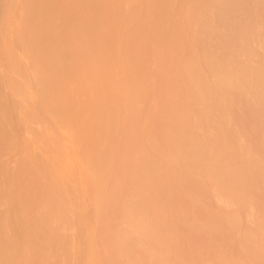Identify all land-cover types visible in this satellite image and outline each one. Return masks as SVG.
<instances>
[{"label": "rangeland", "instance_id": "374dc122", "mask_svg": "<svg viewBox=\"0 0 264 264\" xmlns=\"http://www.w3.org/2000/svg\"><path fill=\"white\" fill-rule=\"evenodd\" d=\"M43 1L41 0H0V80L3 82L2 83L0 81V84H1L0 85V105L4 103L6 106L4 107V105H2L0 107V110H1L0 111V118H1L0 126H2L0 128L2 130V131L0 130V135H1L0 137L2 139L0 140V148H1L0 149L1 151L0 152V164H1L0 165V182H1L0 183V197H1L0 198V264H264V77H262L264 75V20H263L264 16H262V14L264 15V13L262 12V9L264 11V0H250V2L249 0H236L235 2L239 3L235 5L237 7H234L233 3L235 2H231L233 5V6L231 5V7L232 9H236L235 11L236 13L234 12V10H231L229 7L228 9H230L232 12L229 10V12L227 13L226 11L227 8H225L227 6V3L226 5H224L225 3L222 5L223 0L222 2L221 0H218L217 1L218 4L216 0H201L202 2L200 0H173V1L172 0H169V1L168 0H162V1L152 0L153 2L155 1V3H152V1L149 0L152 5L149 4L150 2L148 0H141V1L139 0L140 4H142L141 5L142 7L139 6V4L137 5L139 1H136V0H124V1L121 0L120 3H116V0H103L104 5H102L103 7L100 8V12L102 11V13L106 14V16L108 14L107 16L108 18H105L106 17L105 16L104 18H102V20L100 18L103 17L104 15L103 16L101 15L100 18H95L97 16L99 17V15H92V13H90V11L93 10V8H91V10L90 8L87 9L89 7L87 5L89 0H87L88 1L87 3L82 2L83 0H65V1L58 0L59 2L55 0V2H58L60 6H58V3L57 5L55 3L53 5L52 0H50L51 2L46 1L43 3V6L44 4L46 5L47 3L48 4L46 6H48L49 4H52L53 5L52 7L54 8H52L51 6L50 7L53 9V11L51 8H49V6H48V9H46V7H42L41 5H39V3H37V2H41L40 4H42ZM95 1L91 3L94 4ZM113 1L116 3V5L112 3ZM28 2H29L28 4L29 8L27 6ZM62 2L64 6L61 4ZM126 2L127 3L129 2V3L127 4ZM203 2L204 3L206 2V4L208 5L204 4ZM248 2L249 4H247ZM30 3H31V7H30ZM82 3H83V6L84 4H86L87 8H84L85 6L83 7ZM122 3H126V4L123 5ZM143 3H144V6H143ZM161 3L162 5H160ZM169 3H170V6H169ZM257 3H259V5ZM37 4L41 6L43 9L45 8L46 10H48L47 13L44 11L45 13L43 12L44 13L43 14L42 8L37 9L35 7L36 9H34V6H36ZM93 4L92 6L94 7ZM117 4L119 5V8L122 9L120 10V12L122 13L124 11L122 13L124 15H121V16H124L123 17L124 19H121V17H119L117 14L114 15L112 11L111 13L107 11V9H109L110 6H112L111 8L114 7V9H111V8L110 9L115 11V9L118 8ZM153 4L155 6H153ZM200 4L205 5V6H199ZM97 5L98 4L95 3V6L97 7L95 8L96 11H98V8L101 7L99 6L100 4L98 6ZM145 5H147V8L150 7L149 12L148 10L146 12L147 8ZM137 6L141 8V11L137 10L139 8ZM159 6L163 7L162 8L163 10H161ZM220 6L221 7L225 6L223 7V10L226 9L225 10L226 12L223 13V11H221L222 8ZM238 6L240 7L243 6L241 7L242 9H239L240 11L237 9L239 8ZM60 7H63V8L60 9ZM75 7L78 11H75L76 9L74 10ZM82 7L84 8V10ZM32 8L34 11L32 10ZM65 8L67 9V11ZM119 8H118V12L116 13H119ZM129 8L130 9L132 8L131 11L134 12L133 15L132 13H129V14L126 13L130 11ZM59 9L60 10L63 9L64 12L60 11ZM259 9L260 11H257ZM31 10L34 13H32V16L29 17L26 13L28 14L31 13L32 12ZM35 10H36V13L38 12L39 15H44L43 18L37 15L35 13ZM87 10H89L88 12L91 14L89 18L87 17L88 16L87 15L88 12H86ZM95 10L93 11V14L96 12ZM53 12H55V14ZM144 12L148 13L150 17L148 14H147V17H145L146 14H144ZM237 12L239 13L237 14ZM220 13L222 14V16L223 14L227 13L226 15L228 18H226V15L223 16L225 20L226 19L228 20L230 18H232L233 20V22L232 20L228 22L226 20L225 22L226 25L227 23L232 22V23H229L230 26H232L235 29L239 27L237 28L238 29L237 32H239L240 27H242L239 32L241 35H239V33L237 35V32L234 29H232L234 31L231 30L233 33L232 32L231 33L229 32L230 34L226 33V31L227 32L230 31L232 27H230L229 25H227L229 27H227L226 25H223L224 22L221 23L222 22L221 20L223 19L221 18L222 16H220L221 15ZM23 14L26 17H23L24 16ZM78 14L81 16H79ZM83 14L88 18V19L86 18L87 21L85 20ZM138 14H140V17L142 16L143 18H140ZM228 14L230 15V18ZM35 16L36 17L39 16L40 21L38 19L37 20L35 19L38 23L34 24L35 25L34 26L33 23L36 22L34 20ZM132 16L134 17L132 18ZM160 16H161V19H159ZM248 16H250V18ZM27 17H29L28 18L29 20L32 17L33 19L31 20L32 25L29 24V26H26L28 24L26 22L28 19L26 21L24 19H26ZM92 17L93 19L96 20V22H97V19L101 20L100 23L104 21L102 28H101V25L98 23L100 20L97 22L100 26L96 25L97 29L94 28L96 26L93 23H91V21L93 20L91 19ZM116 17H119V18H116ZM126 17L128 18V20ZM148 17L149 19L146 20ZM262 17L263 19H261ZM218 18L221 20H219ZM49 19L51 21H49ZM109 19L110 21L113 19L112 21H114V23L113 22L111 23ZM115 19L116 21L117 20L118 21L116 22ZM125 19L127 20V22ZM152 19L154 20L152 21ZM23 20L27 23L26 25H24L25 22ZM70 20L71 22H74V26L76 24H77L76 26L79 25L78 26L80 30L79 33L74 32L78 28L76 29L75 28L76 26L72 27L73 23L71 25ZM121 20L124 21L122 22V25L121 23H118L119 21L121 22ZM164 20L166 21L164 22ZM42 21H44L43 22V25L45 24L44 27L42 25ZM75 21L79 23H75ZM108 21L110 23V26H109ZM150 21H152L153 23ZM252 21H253V24H252ZM147 22H150L153 25L152 26L153 28L151 27V24L150 23L147 24ZM218 22H220L221 24ZM80 23L82 25L85 24V26H81ZM90 23L93 24L92 25L94 29L93 34H95L94 32L96 30H97V33L99 32V30H102L104 31V33L102 32L104 35L101 32H99V35L101 34L105 36V38H102L99 36L101 39L100 38L94 39L92 38L93 36L90 37L89 36L91 34L90 33L91 32ZM105 23H106V26L108 24V26L111 28L105 27ZM117 23L120 25L118 26ZM248 23H250L252 27ZM115 24L117 26H115ZM125 24H128V25H125ZM238 24L241 26H239ZM52 25L53 26L56 25L55 26L56 31L59 30L55 33L56 38H54L55 34L53 38L50 37V35H53L52 33L55 32V31L52 32V30H54ZM112 25L113 27L114 26L115 27L113 28ZM242 25L247 27L245 28L246 31L244 30V32H242L244 29ZM38 26H41L42 28L40 29L38 28ZM58 26L59 27L61 26L60 27L61 30L58 29L59 28ZM98 26L101 29L99 28L98 30ZM128 26H131V27H128ZM135 26H137L140 29V31L138 28L136 29ZM47 27H49V31L51 32H49L50 33V35L48 36L49 38L47 37L44 39H48V41L53 39L55 42L59 41L58 44H61L60 46H62V43L64 42L63 46L65 47L69 46L66 48L63 47L65 49L67 48L71 50L72 48L75 49V44L78 41L77 39H79V37L77 36H79L80 33L83 35L82 36L83 38L80 37L79 39L80 41H78L76 44V46L80 48L78 49L76 47L77 49H75V53L73 50L72 52L71 50L67 49V51L69 50L72 52V56L70 55L69 57H66V55L63 56L62 54L63 57H61V55H59L61 53L59 52H60V48L62 47H60L59 45L57 46L60 48L56 46L59 49L58 51H57V48L55 50L53 49L55 52L52 49H51L52 51H50V53L54 52V55L53 53H51L53 56H55L56 54V57H53V59L54 58L59 59V60L57 59L56 60L57 62L59 61L58 63L60 64H57L56 62L55 64L59 66L61 65L60 67L61 68L63 67L64 69H69L70 67H72L71 65H73L76 71L75 69H72V68L71 70L69 69L70 72L72 71V73H70L69 70L68 71L66 70L65 72L64 69L61 71L59 66L55 67L56 72H53L55 70L52 71L51 68H54V67H51L49 63H51L50 61H52L51 64L53 66V61L55 59L53 60L51 58L52 60H50L49 58L51 55L50 53H48L49 57H47V60H46V56L48 55H46L47 52L45 51V49L46 47L50 45L52 46V44L54 45L57 43H54V42L51 43L53 41L52 40L50 41V45L46 46L44 43V41L46 42V40L42 39L44 41L40 40L42 42H39V39H41L40 35H42V33L40 32L39 34L38 30L46 31ZM51 27H52V30H51ZM67 27L70 28L71 31H69ZM169 27H173V28L171 29ZM63 29L64 30L66 29L65 31L68 34L70 33L69 34L70 36L65 31H63ZM111 29L115 31L117 29L116 33L111 32ZM134 29L136 31L137 36L134 35L135 32H132L131 34V31L132 30L134 31ZM81 30L85 32L86 36H84ZM137 30L141 34L137 33ZM148 30H150L151 35ZM45 31H42V32L44 33ZM145 31H147V33ZM212 31H214V33ZM64 33H65L66 38L60 37V36H64ZM166 33L168 34L166 35ZM33 34H36V35L39 34L40 37L38 35L36 37L34 36L32 37ZM128 34L132 38L135 36V39L133 38V41L130 39L132 43L128 42L129 40L128 38H131V37H128ZM228 34L232 36L231 40H229L230 36H228ZM30 35H31V38L33 39L32 40L33 43L32 41L28 42L30 40L29 39ZM110 35L112 38L117 37V36L118 37L114 39L112 38L110 39L108 38L110 37ZM121 35L123 36V38ZM43 36L45 37V33ZM97 36L98 34L95 36V38ZM150 36H152V38ZM88 37H90L89 38L90 40L94 39V42L91 43L92 40L90 41L91 45L93 43L95 44L97 43L96 45L100 46V47H97L95 46V44H93V46L90 47V50L92 49L91 52L94 51V53L93 52L92 54L90 53L91 57L93 56V58H90V60L93 59L92 61L87 59L88 58L87 55L90 56L88 54L90 50L87 46L84 45L86 43L84 39L86 38L87 40ZM37 38H39L37 42H39L40 44L41 43L44 44L45 46V48L43 47L44 49L42 48V44L41 45L38 44L39 46L36 45L35 40ZM106 38L108 41L112 40V42L109 41L108 44H106L107 43L106 41L100 42V40L102 39L106 40ZM167 38L169 39L167 40ZM63 39L66 40V45H64L65 40L63 41ZM116 39H118L119 41ZM235 39L237 40L235 41ZM61 40L62 42L60 43ZM113 40H115V42ZM72 41L74 42L70 43ZM116 41L117 43H119L117 44V46L119 47V50L117 46L114 47V45L116 44ZM121 41L124 44H126V45L124 44L122 45V50L120 46L122 44ZM225 41H229L227 42L228 44L226 43L224 44ZM126 42L128 44L130 43V46L132 45L131 46L132 48L131 47L129 48ZM81 43L83 44L84 47H81ZM110 43H112L113 46L110 45V47H108L107 45H109ZM213 43H214V46L216 45L215 48L213 46ZM78 44H80V46ZM100 44H103V45H100ZM161 44H164V45L160 46ZM123 46L127 49H125ZM54 47L55 45L52 48ZM107 47H108V50L106 51ZM238 47H240L241 49L243 47V49L239 50ZM84 48L86 49L88 48V51H86ZM39 49H41L42 51L44 50L46 53L41 52ZM83 49H84V52H83ZM95 49H99V51L97 52ZM79 50H82V51L79 52ZM85 51H86V55H84ZM118 51H123L124 53L123 52L121 53ZM141 51L144 53L146 51L145 53L146 55L142 53ZM39 52L40 54H38ZM102 52H105L104 53L105 56ZM97 53L101 54L105 58L102 57L101 55L98 56ZM75 54H76V57H78V59L80 58L79 56H81L82 58L84 56V60L82 58L79 59L80 65L77 67H76V64L78 65L77 62L79 60L77 58L75 59ZM106 54H110L111 56L114 54L116 57L119 56V58L125 57L123 61L124 63L127 62L126 65L130 64L128 66H131V69L135 67L134 66L132 68V64L130 61L131 60L130 58L133 56L132 60L133 59L135 60L134 62L132 61V63L133 64L135 63L136 66L139 65L137 69H139L138 74L140 76H138V74L136 75L137 72L135 73L136 76H134L132 73L134 69L131 71L128 66L126 69H123V67L125 68V66L123 65V63L121 64L122 59L120 60L119 58H116L114 55L112 57H110L109 55L108 57H106L107 56ZM143 54L145 57L143 56ZM94 55L96 56L95 59H94ZM220 55H222L223 58ZM73 56H74V60L75 61L77 60L76 63L74 62L73 58L72 60L70 59ZM134 56H137V57L135 58ZM109 57L112 58V60H109L110 59ZM64 58L66 59L63 62L62 59ZM85 59L89 60L90 61L89 63L90 64L93 63V65H88V68H87L88 63L86 62L87 63L86 64L83 62L85 61ZM139 60H141V62H139ZM186 60L190 62L189 64H192V65H189L190 67H188V62H186ZM45 61H48V62L46 63ZM69 61L72 62V64L71 63L69 64ZM81 61L84 63L83 65L81 64ZM93 61L97 63L94 64L95 62ZM110 61L112 63L109 64L108 62ZM147 61H150V62H147ZM114 62L116 63V65ZM41 63L43 64L44 70L46 72H44L43 70L41 73L42 69L40 68H43ZM63 63H66V64H63ZM99 64H102V66H100ZM212 64H214V66ZM219 64L221 66H219ZM65 65L67 66V68ZM95 65L97 67L96 69L94 68ZM113 65L114 66L118 65V67H115L114 69ZM208 65L210 66L211 69L208 67ZM80 66L81 67L83 66V68H81ZM90 66H93V68ZM215 66H216V69H215ZM99 67H101L102 69L101 68L99 69ZM58 68L61 71V73H59ZM89 68H91L92 72L96 70L94 71L95 76L93 73L90 72L91 70H89ZM207 68H209V70H207ZM49 69H51L52 71L51 74L48 73L50 71ZM80 69L83 72H81ZM85 70L86 71L89 70V72L87 71L89 75H86L88 73H86ZM111 70L113 71V73ZM177 70L179 72V75H178ZM181 70L183 73L182 72L180 73ZM196 70H197V73H196ZM213 70H215V73L213 72ZM98 72H100V75L99 74L97 75ZM101 72H102V75H101ZM190 72H192L194 76H192L193 74ZM47 73L51 75L50 77L53 76L54 78L52 77L51 79L56 80L57 83L56 81L54 83L53 80L50 83L49 82L51 80L49 79L50 77L48 78L45 75ZM103 73L106 75L114 74L113 76L117 77V78L115 77L112 79V80L117 79L116 82L113 81V83L112 82L111 83L113 84V87L116 86L118 90L120 89V91H117L116 87H115L116 89L110 88L112 89L111 93L113 91H116L118 93L122 92L120 94L123 95V91L125 89L126 90L130 89L137 79H139L137 80V82L139 81L143 83H137V82L135 83L134 85L135 88H137L136 84H138L140 87L138 86L137 88L138 91L134 92L135 94L133 92H130L133 94L132 98L130 97V95H129L130 99L129 97L128 98L124 97L125 95L124 93L123 98L126 100L128 99V101L131 100L132 102L129 101L130 102L129 103L126 100L120 99V101L122 102V103L120 102V104L122 105H118L119 109L116 107L117 109L113 111L115 107L114 108L112 107L111 102L110 104H108L109 100L110 101L114 100L111 98V96L109 97L108 95V94L111 95V93L109 91H107L109 92L107 93L106 90L105 92L104 91L101 92L98 89L100 88L101 90H104L105 89L104 85L106 86V88L110 86L108 85L109 81L107 82L108 79L106 77H105L106 79H101L103 76ZM149 73L151 74L149 75ZM52 74H55V75H52ZM70 74L71 75L73 74L74 77L77 76L75 77L76 80H74V77L73 76L71 77ZM111 75H109V77ZM147 75H149L150 77ZM42 76H44L43 77L45 81L44 84L42 82L43 81ZM90 76L91 78L93 76H94L93 78L97 77V79L91 80ZM113 76H111V78ZM78 77H80L81 80ZM82 78H85V80L83 79V82H82ZM99 78H100V81H99ZM171 79L172 81H170ZM182 79H185L186 81L185 80L182 81ZM47 80H49L48 82L50 83V85L53 86V87L51 86V89L55 88L53 90H50L51 92L50 94L47 92L50 89L49 88L50 85L49 86L46 85ZM87 80H89L91 84H89ZM173 80H175V82ZM129 81L133 83L130 84ZM61 82L63 83V85L65 84L63 87L61 86L62 84ZM126 82H128V84L130 85H123V84H127ZM173 82L177 85L179 83H183V84H179V86L177 87V85H175ZM199 82H201L202 84ZM101 83L104 85H102ZM120 83L122 84L119 85ZM190 83H193V84L191 85ZM56 84L57 85L59 84V86H61L62 89L65 87L64 88L65 92L63 93V91L62 92L58 91L57 93V90L61 88L56 90L57 88ZM81 85L82 86L84 85V87H82ZM94 85H97V87L95 88ZM169 85H170V88H168ZM181 85H183V87ZM187 85H190V86H187ZM202 85L203 87H200ZM47 86H48V89H46ZM66 86L69 89V91L66 88ZM180 86L181 88H185L184 89L185 91H183L180 88ZM253 86L255 89L252 88ZM78 87H81L78 89L79 91L77 90ZM229 87L231 90H229ZM171 88L173 89L171 90ZM174 88H176L178 92H176ZM121 89H124V90L122 91ZM167 89H170V90H167ZM201 89H204V90H201ZM253 89L256 91H254ZM96 90H98V93L101 96L97 94ZM224 90L227 92L228 95L226 94V92H224ZM171 91H174V94H172ZM200 91H202L204 94L201 93ZM206 91L207 93L208 92L209 93L207 94ZM181 92L183 93V95L181 94ZM47 93L48 95H45ZM141 93H144V94H141ZM53 94H55V98ZM117 94L115 96L117 98H115L114 100L116 101L114 102V105L115 103L119 101L120 97L122 98L121 95L119 96ZM127 95L128 94L126 93V96ZM140 95L142 96L140 97ZM202 95L204 96L202 97ZM225 95H226V98H224ZM95 96L98 99H96ZM13 97H15L16 99L15 101ZM57 97H59L60 99L62 97L64 101H62V99L60 101H58L59 99L56 101L55 99ZM204 97L205 99H203ZM259 97L261 100L259 99ZM68 98L70 100L72 99L71 101H75V102H70ZM198 98L199 100H197ZM66 99H68V101ZM91 99H96V101L93 100V102L95 101L93 103ZM107 100L108 102H106ZM13 101L17 105H15ZM69 102L70 104L74 103V105H72L73 107L70 106ZM228 102L229 103L231 102L232 104L230 103L229 105ZM52 103H53V106L56 105V107L58 106V108L56 109L55 107L53 108ZM58 103L60 105L67 104V106L68 105L69 106L68 107H65L66 105L60 106ZM245 103H246V106H245ZM18 104H20V106ZM86 104L88 106H86ZM124 104H127V106L125 107ZM132 104L134 105V107L131 106ZM175 104L177 105V107H175L176 106ZM251 104L254 109L253 108L251 109ZM105 105L106 106L111 105L112 109L110 108V106H108L109 109L111 110L105 111L108 108V107L105 108L106 107ZM129 106L132 107L133 109V110L131 109L130 113H129L130 111ZM171 106L172 108L175 107L176 110L174 109V111H176V114L172 112L173 109L171 108ZM22 107L24 109V112L26 111V114L23 113ZM62 107H63V112H61L62 114L59 115L58 112H60ZM70 107H71V111H69ZM3 108H6V109H3ZM147 108L151 109L153 113L151 111L149 112L148 111L149 109ZM165 108L167 109V111ZM169 108L170 110H168ZM11 109L13 110L11 111ZM66 109L68 111H66ZM120 109H121V112H120ZM28 110L29 112H27ZM54 110L58 112L55 113ZM122 110L125 112H123ZM142 110L144 113L142 112ZM6 111H8V114ZM101 111L102 112L105 111L106 113L105 117L102 116L103 118L100 116L102 113ZM147 111L152 116H150L147 113ZM248 111L251 112L252 114L249 113ZM12 113L15 114V116ZM118 113H119V116L114 115ZM139 113L140 114L143 113L142 118ZM31 114L33 115L31 116ZM67 114H70V115L67 116ZM145 114H148V115L145 116ZM170 114L171 116H169ZM173 114L178 115V117L174 116ZM98 115L100 116V118L98 117ZM123 115L125 117L122 120ZM63 116L66 119H64ZM137 116L138 117L140 116L138 118L140 120H138L137 118H136L137 120L133 119ZM153 116H154V119L152 118ZM164 116H167L166 120L164 119L166 118ZM127 117L129 118L128 120L126 119ZM145 117L146 118L148 117L149 120L146 119ZM172 117L174 118L172 119ZM98 118L100 120H98ZM105 118L106 120H104ZM73 119H75L76 121ZM77 119L78 121L80 119L79 123L77 122ZM163 119L166 124L164 123ZM174 119H177V120H175L174 122ZM91 120L92 121L95 120L93 121L94 123ZM116 121L118 123H115ZM139 121H142V124ZM183 121L186 124H184ZM127 122H129L130 125ZM92 123L94 124V126ZM119 123H121V126H119L121 127L120 129L117 126ZM138 123H140V125ZM167 123L170 125H168ZM173 123L175 125H173ZM91 124H92V127L94 128V131H90L89 129L87 131V125L90 126ZM97 124L99 125L97 126ZM101 124L103 125L101 126ZM176 125L177 126L180 125L179 127L182 128V129L177 128L178 131L180 132L176 131V129L174 128ZM182 125H184L185 127ZM16 126H17V130L19 131L16 130ZM127 126H128V129H127ZM129 126L131 127L129 128ZM169 126H172V127H169ZM134 127L136 128L132 129ZM168 127L170 128V130L173 129L175 131L172 130L171 131L172 133H170L169 132L170 130H168ZM149 128L152 130V132L149 131L150 130ZM183 129L185 131L187 129L186 136L184 135L185 137L183 136V134H185V131L181 132V130L183 131ZM3 130L4 131L6 130L7 132L6 131L4 132ZM98 130H100L102 133L99 132L100 133L99 134ZM41 131L45 132V133L43 132L44 135L41 134ZM95 131H97V133ZM110 131L112 132L115 131V132L113 135L112 134L109 135ZM138 131H142V132H138ZM145 131L147 133H145ZM154 131H156V133ZM129 132H131V134ZM136 133H139L138 134L140 137L138 138L139 140H137L138 135ZM98 134L100 135V137H98L99 136ZM160 134L164 135L165 137L162 138ZM189 134L192 135L191 138L187 136ZM47 135L48 136L50 135L49 139L51 141L47 139L48 138ZM151 135L153 138L151 137ZM193 135L196 136L198 139L196 137H195L196 139H194ZM52 136L54 137L52 138ZM83 136L86 137L87 139L84 138ZM114 136L116 137V139L112 140L113 138H115ZM107 137L108 138L110 137V138L108 139ZM122 138L126 140L125 141L121 140ZM127 138L131 141L128 142ZM169 138L172 141V144L170 143L171 141L169 140ZM44 139L46 140L44 141ZM52 139L54 140L53 142H52ZM140 139L143 141H141ZM173 140L175 142H173ZM185 140L186 141L188 140L187 141L188 143ZM47 141H50L49 143L51 144H49ZM190 141L191 142L193 141V143H196L198 141V143H196L198 145L196 144L195 145L198 147L199 151H200L199 146H201V150H202L201 153L197 150V147L193 145V143L190 144V146H188ZM44 142L48 143L50 147H48V144L47 145L44 144ZM100 142H102V144ZM108 142H114V144L112 143L109 144ZM93 143L95 147L93 146ZM179 143L181 145H179ZM186 143L188 145H184ZM54 144H56L57 147L61 146L62 150L60 148H57L56 145ZM112 145L114 146L112 147ZM177 145L180 147L179 149H177L178 148ZM191 145L193 147L195 146V149ZM53 146L55 147V150ZM106 146L108 147L110 146L109 147L110 149H108ZM183 146H185L186 150ZM98 147L100 149H98ZM187 147L189 148V152H188ZM94 148H96L95 149L96 151L94 150ZM111 148L112 149L115 148L114 150L115 153H113L114 151H112ZM51 150H53L52 154L50 153ZM181 150H184V151L181 152ZM192 150L193 151L195 150V153H197L196 154L197 156L195 157L196 158L198 157L197 159L198 161L196 160L195 157H193L194 152L191 153ZM204 150L208 151V153H205ZM210 150L213 151L214 154H212ZM106 151H108L109 154ZM185 151L189 156L192 155L190 156V158L189 156H186L189 161H187V159L185 158V155H186L184 153ZM169 153H172V155ZM202 153H205L206 155L205 154L204 155L207 157L203 156ZM226 153L228 154L226 155ZM208 154L210 155V157ZM51 155L52 156L55 155V156L52 157ZM113 155H117V156H113ZM166 155H169L170 157ZM59 156H61V158ZM173 156H175V158ZM46 157H48V159L50 158V160H48ZM93 157L95 159H93ZM201 157H204L205 159ZM39 158L45 162V164H43L44 162L42 164H43V168L46 169V173L43 174L44 176L42 175V172L40 174L42 177L41 180L44 179L43 177H45L46 179L45 181L42 180L44 183L43 182L41 183L42 185H46V186H43L44 190L43 191L41 190L42 193L40 195H42L41 197H43L41 199L42 201L40 200L41 198L39 197L40 195L39 196L37 195L38 193H40L39 190L42 189V188H39L41 187V185L38 184L40 180L39 179L40 177L39 168L40 167L38 166V163L35 162ZM170 158L172 160H170ZM221 158H225V160L224 159L221 160ZM24 160L26 162L25 164H24ZM47 160L49 161V163H47L48 162ZM114 160L119 161V162L116 163ZM200 160H202V163ZM226 160L227 162H225ZM184 161H185L186 166L183 163ZM219 162L220 163L222 162V163L218 165L217 164L214 165L215 163H219ZM52 163L54 164V166L52 165ZM119 163L121 164V166ZM223 163L225 164L223 165ZM231 163L234 166L235 165L237 166L235 167L232 166L233 168H230L229 165H232ZM243 163H246V164H243ZM46 164H48L47 165L48 167H49V164H51L53 168L55 169V172H56L55 165L56 167L60 165L58 168H60L61 171L60 172L58 171V173L56 172V174H59L57 175L58 177L56 176L53 177L55 175V174L53 175L54 170L53 169L51 170V167L45 168L44 166ZM114 164H116V166ZM194 164L196 165L198 164L197 165L198 168ZM202 164L205 165V168ZM191 165L192 167L196 166L195 168L193 167L195 170L197 169L196 172L194 171L193 168L190 167ZM219 165L221 166L223 165V168L225 169H226V166L228 165L227 166L228 170L227 169H226L227 171L225 170L226 173L222 171L223 168L221 166L218 167ZM1 166L3 169L1 168ZM33 166L34 168L37 167V170L34 169L35 171H33L32 169ZM172 166L174 169L172 168ZM210 166H212V168H210ZM24 167L26 168L30 167L31 170H29V172L30 173L33 172V173L32 174L26 173L28 171V168H27V171H25ZM47 168L49 169V171L50 170L52 171V172L50 171L51 174L47 173V170H48ZM189 168L191 169L189 170ZM201 168L204 172L201 170ZM216 168H220V169L213 171ZM175 169H177V171ZM211 169H212V172L209 171ZM187 170H189L188 174H186ZM175 171L177 172V174L178 173L179 174L177 175ZM208 171L210 173H208ZM218 171L221 172V174ZM228 171L229 172L231 171L234 174L232 175L235 178L233 176L231 177V175L230 177L228 176L229 178L227 176L225 178L224 176L225 174H227ZM37 172H39L38 173L39 177L35 176V173L37 174ZM199 172H200L199 175L203 173L202 174L203 177L198 175ZM215 172H218V173H215ZM21 174L26 179L22 177ZM27 174L28 176H26ZM46 174L47 175L49 174L48 177H51L50 175H52V177L48 179L46 177L47 176ZM170 174L172 176H170ZM190 174L191 175L193 174L191 179H190V176H191ZM208 174H209V177H208ZM12 175L14 177L15 175H17L16 176L17 179L16 177L14 179ZM216 175L217 176L219 175L221 178L219 176L218 178H216ZM62 176L63 178H65V180L68 179V181L72 184L71 185L66 180L70 184L71 189H68L67 187H65L68 185V183H66L67 185L63 183L65 180L63 181ZM210 176L211 177L213 176V177L211 178ZM10 177H11V180L14 179L12 180V182H10ZM27 177L28 178L30 177V179L28 180ZM31 177L33 178L37 177L38 180L36 181L37 182L36 184L39 185L38 187L39 189L36 188L37 187L36 184H33V183L30 184L31 181L33 182V180L34 181L36 180L33 178L31 179ZM52 178H55V180L59 178L58 181L59 180L60 182L63 181L62 185L65 184L64 188H67V190H65L62 185L59 186L57 183L58 181L57 182L53 181ZM239 178H240V181H239ZM197 179H200V180L202 179V181L200 180L198 181L200 183L196 182L200 184V187L199 185L195 183V180ZM231 179L232 180L235 179L236 182L232 181ZM48 180H52L53 182L48 181ZM74 180L76 181V183L74 182ZM141 180H142V184L144 185V187H142L143 185H141ZM191 180H193V182ZM15 181H16V184L14 185L16 186L13 185ZM17 181L19 182L18 185H17ZM222 181L225 182V185H227L229 182L232 184L233 182L232 185L229 183L232 187L229 186V184L227 186L223 185L224 182ZM226 181H229V182L226 183ZM24 182L28 184H25ZM49 182H51L50 187H48L49 185L47 186ZM55 182L57 186L54 184ZM165 183H167L168 185L167 184L165 185ZM53 184L56 189L54 190L55 193H53L54 192L53 190H52L53 192H50L52 189L51 187L54 188ZM74 184H77V185H74ZM130 184H131V187H130ZM151 184L153 185V187ZM234 184L235 186L237 185L236 187H238L239 189L236 188ZM29 185H31L32 189L30 188ZM128 185L130 188L128 187ZM137 185H139L141 188L138 187ZM76 187H78L77 188L78 191ZM229 187L231 188V190ZM34 188L36 190L38 189L37 190L38 192L35 190V193L37 192L36 195L38 196V199L36 198L37 197L36 195H35V198H33L35 194L33 192ZM45 189H47V194H46ZM200 189H203V190H200ZM68 190H70L72 193L73 191L75 192L74 194H71L70 191ZM58 191L62 192L63 196ZM29 192L30 193L33 192L34 194L32 195ZM65 192L66 193L68 192L67 195L69 194L70 196V197L69 196L67 197V200L63 198V197L66 198ZM59 194L61 195L62 198L59 197L60 196ZM106 196L108 198V199L106 198L107 200L105 199ZM56 197H57V200L54 201ZM154 197H156V199ZM52 199L54 201L53 205L56 202L55 204H59L61 206L55 205V209L53 205L49 206V204L50 205L52 204L50 202L52 201ZM152 199H154L155 201ZM18 201L21 203L18 204ZM35 201H38V203H36ZM39 201H41V203ZM148 201H150V203ZM30 202L31 203L34 202V206ZM65 203H67V205ZM137 205L138 207H136ZM29 206H31V208ZM67 206L68 208L71 206V210L66 208ZM149 206L152 209H150ZM50 207L51 208L53 207L54 210L51 209ZM27 208L28 210H26ZM48 214L51 216L50 218H48L49 217ZM24 218L26 219L25 221L26 223L23 221L25 220ZM16 220L18 224H16ZM37 225L39 226L37 227ZM24 226H25V230L26 228L30 230L29 231L26 230L25 233L22 234L24 232L23 230ZM32 228H33V231H32ZM21 230H22V233L20 232ZM15 232L17 233L18 236L15 234ZM27 232L29 234H27ZM43 232L46 233L47 239L45 237V234L43 235ZM52 232L56 236H54ZM20 233L23 235V237H21L22 235ZM34 233L37 235H35ZM24 236L26 237L31 236L30 238H27L30 243H26L25 244L26 247L23 246L24 245L23 242L25 238ZM49 237H51L50 239L54 238L55 242L54 240H50ZM21 238H23L22 241H20ZM55 238L56 239L59 238V240L58 239L56 240ZM43 241H45V243ZM56 241H59V242L56 243ZM20 243H22V247L18 246ZM52 243L54 245L56 244V246H53ZM27 244L31 245L30 247L33 248L34 252L30 250L31 248L29 249V245ZM32 246H35L38 249ZM55 247L57 248L55 249ZM19 250L21 251L22 255L21 253L18 254L20 252ZM45 251L46 253L48 252V254H45ZM25 252H27L28 258L25 257L26 255ZM37 252L39 256L36 255ZM30 253L31 254L36 253V254L35 255L33 254L34 256L33 255L30 256ZM40 254L42 255V257L40 256ZM31 259H34V260H31ZM28 260L32 261V263H29Z\"/></svg>", "mask_w": 264, "mask_h": 264}, {"label": "bare ground", "instance_id": "6f19581e", "mask_svg": "<svg viewBox=\"0 0 264 264\" xmlns=\"http://www.w3.org/2000/svg\"><path fill=\"white\" fill-rule=\"evenodd\" d=\"M41 1H43V0H41ZM46 1L51 2L50 0H45V1L42 2V4H40L41 2H37V3H39V5H41L42 7H46V9H48V6H49V8H51V7L54 5V3L57 5V3L59 2L58 0H57L58 2H55V0H52V4H53V5H52V4H49L48 6H46V5L48 4V3H47L46 5L44 4V6H43V3L46 2ZM53 1H54V2H53ZM63 1H65V0H63ZM93 1H95V0H89V2H88L87 0H86V1L83 0L82 2H84V3H85V2H86V3L88 2L87 5H88L89 7L87 8V5H86V4H84V6H85V7H84V6H83V3H82V6H83L84 8H87V9L90 8V10H91V8H93V10H91L92 12L90 11V13H92V15H99V17L97 16V17H95V18H100L101 15H102V16L104 15L103 17L100 18V19L102 20V18H104V17L106 16V14L102 13V11L100 12V8H102V7H103L102 5H104V4H103V0H102V1H101V0H98V1H97V0H96V1L94 2V4L91 3V2H93ZM99 1H101V2H99ZM120 1H121V0H118V2H117V0H116V3H120ZM123 1H124V0H123ZM123 1H122V2H123ZM136 1H139V0H136ZM140 1H141V0H140ZM140 1L137 3V5L139 4V6L142 5V4H140ZM148 1H149V0H148ZM151 1H152V0H151ZM155 1H156V0H155ZM155 1H154V2L152 1V3H155ZM161 1H162V0H161ZM168 1H169V0H168ZM172 1H173V0H172ZM200 1H201V0H200ZM217 1H218V0H216V2H217ZM224 1H225V0H223V2H222V0H221L222 5H223L224 3H225L224 5H226V3H227V6H226V7L223 6V7L227 8V10L224 8V9L227 11V13L229 12L230 9H231V10H234V12L236 11V9H232V7H231V5H232L231 2H235L236 0H226L225 2H224ZM29 2H30V1H29ZM29 2L27 3V6H28ZM131 2H132V1H131ZM144 2H145V1H144ZM149 2H150V1H149ZM149 2H148V3H149ZM201 2H202V1H201ZM245 2H246V1H245ZM249 2H250V0H249ZM249 2H248L247 4H249ZM22 3H23V1H22ZM31 3H32V2H31ZM31 3H30V7H31ZM34 3H35V2H34ZM64 3H65V2H64ZM80 3H81V2H80ZM95 3H97L98 5L100 4L99 6H101V7L98 8V11H99V12L95 10V8H97V7L95 6ZM112 3L116 5V3H115L114 1H113ZM126 3H127V2H126ZM126 3H122V4L124 5V4H126ZM128 3H129V2H128ZM128 3H127V4H128ZM132 3H133V2H132ZM132 3H131V4H132ZM203 3H204V2H203ZM211 3H212V2H211ZM214 3H215V2H214ZM219 3H220V2H219ZM61 4L63 5V2H62ZM92 4L94 5V7L92 6ZM113 4H111V5H113ZM131 4H130V5H131ZM149 4L152 5L151 2H150ZM149 4H148V5H149ZM204 4H206V2H205ZM209 4H210V3H209ZM217 4H218V2H217ZM229 4H230V6H229ZM233 4H234V7H237V6H235V5H237V4H239V3H238V2H237V3L235 2V3H233ZM243 4H244V2H243ZM257 4L259 5V3H257ZM257 4H255V5H257ZM260 4H261V3H260ZM21 5H22V4H21ZM39 5L37 4L36 6H34V9H36V8H37V9H38V8H42V7L39 6ZM77 5H78V4H77ZM79 5H80V4H79ZM98 5H97V6H98ZM106 5H107V4H106ZM117 5H118V4H117ZM123 5H122V6H123ZM133 5H134V4H133ZM156 5H157V4H156ZM160 5H162V3H161ZM206 5H208V4H206ZM240 5H242V4H240ZM38 6H39V7H38ZM50 6H51V7H50ZM58 6H60L59 3H58ZM58 6H57V7H58ZM63 6H64V5H63ZM139 6H137V7H139ZM143 6H144V3H143ZM145 6H146V8H147V5H145ZM153 6H155V5L153 4ZM153 6H152V8H153ZM169 6H170V3H169ZM195 6H196V5H195ZM199 6H205V5H201V4H200ZM232 6H233V5H232ZM261 6H262V5H261ZM20 7H21V6H20ZM35 7H36V8H35ZM83 7H82V8H83ZM111 7H112V6H110L109 9H107L108 12L111 13V11H112V13H113L114 15L117 14L119 17H121V19H124V18H123L124 16H121V15H124V14H122L124 11H123L122 13L120 12V10H122V9L119 8V5H118V8H119V13H120V15H119V13H116V12H118V8H116L117 11H116V9H115V11H114V10H111V9H114V7H113V8H111ZM116 7H117V6H116ZM120 7H121V6H120ZM137 7H136V9H137ZM141 7H142V6H141ZM159 7H160V6H159ZM196 7H197V6H196ZM216 7H217V6H216ZM220 7H221V6H220ZM223 7H221V8H222L221 11H223V13H224V12H226V11L223 10ZM228 7H229L230 9H228ZM238 7H239V8H237V9L239 10V9H242L241 7H243V6H241V7L238 6ZM257 7H259V6H257ZM28 8H29V6H28ZM52 8H54V7H52ZM52 8H51V9H52ZM58 8H59V7H58ZM61 8H63V7H60V9H61ZM80 8H81V7H80ZM84 8H83V10H84ZM110 8H111V9H110ZM122 8H123V7H122ZM133 8H134V7H133ZM149 8H150V7H148V8L146 9V12H147V10H148V12H149V10H150ZM160 8H161V10H163V9H162L163 7H160ZM167 8H168V7H167ZM198 8H199V7H198ZM218 8H219V7H218ZM262 8H263V7H262ZM42 9H43V8H42ZM46 9L44 8V9L42 10V13H43L44 11L47 13L48 10H46ZM60 9H59V10H60ZM65 9H66V8H65ZM75 9H76V7L74 8V10H75ZM129 9H130V8H129ZM136 9H135V10H136ZM144 9H145V8H144ZM256 9H257V8H256ZM26 10H27V8H26ZM32 10H33V8H32ZM32 10H31V11H32ZM39 10H40V9H39ZM39 10H37V11H39ZM72 10H73V9H72ZM74 10H73V11H74ZM94 10H95L96 12L93 14V11H94ZM101 10H103V9H101ZM109 10H110V11H109ZM131 10H132V8L130 9L129 12H126V11H125V12L128 13V14H129V13H132V15H133L134 12H132ZM137 10H138V11H141V8L139 7ZM159 10H160V9H159ZM219 10H220V9H219ZM231 10H230V11H231ZM33 11H34V10H33ZM33 11H32L31 13H29L30 15H29L28 13H26V14L30 17V16H32V13H34ZM49 11H50V10H49ZM52 11H53V9H52ZM60 11L64 12L63 9L60 10ZM60 11H59V12H60ZM66 11H67V9H66ZM66 11H65V12H66ZM75 11H78V10L76 9ZM88 11H89V10H87L86 12H88ZM127 11H128V10H127ZM221 11H220V12H221ZM239 11H240V10H239ZM257 11H260V9L257 10ZM45 12H44V13H45ZM56 12H57V11H56ZM146 12H144V14H146L145 17H147V14H148V13H146ZM231 12H232V11H231ZM262 12L264 13L263 9H262ZM35 13H36V10H35ZM44 13H43V14H44ZM50 13H51V12H50ZM53 13L55 14V12H53ZM88 13H89V12H88ZM88 13H87V15H88L87 17L89 18L91 14H90V13L88 14ZM97 13H98V14H97ZM227 13H226V14H227ZM235 13H236V12H235ZM238 13H239V12H237V14H238ZM36 14L39 15L38 12H37ZM40 14H41V13H40ZM58 14H59V13H58ZM84 14H85V13H84ZM84 14H83V15H84ZM113 14H112V15H113ZM128 14H127V15H128ZM140 14H141V13H140ZM140 14H138L139 17H140ZM144 14H143V15H144ZM170 14H171V13H170ZM220 14H221V13H220ZM226 14H223V16L226 15ZM240 14H241V12H240ZM242 14H243V13H242ZM23 15H24V14H23ZM34 15H35V14H34ZM34 15H33V16H34ZM46 15H47V14H46ZM78 15H79V14H78ZM83 15H82V17H83ZM130 15H131V14H130ZM148 15H149V14H148ZM172 15H173V14H172ZM228 15H229V14H228ZM231 15H232V13H231ZM39 16H41V17L43 18L44 15H39ZM39 16H38V17L35 16L36 18L34 17V20H35V19H36V20L38 19V20L40 21ZM51 16H52V15H51ZM79 16H81V15H79ZM107 16H108V14H107ZM107 16H106L105 18H108ZM128 16H129V15H128ZM136 16H137V15H136ZM168 16H169V15H168ZM177 16H178V15H177ZM220 16H222V14H221ZM223 16H222L221 18H222L223 20H225ZM246 16H247V15H246ZM262 16H264V15L262 14ZM21 17H22V16H21ZM23 17H26V16L24 15ZM29 17H27V18L24 19V20L26 21ZM57 17H58V16H57ZM60 17H61V15H60ZM87 17L84 15L85 20H86ZM119 17H116V18H119ZM133 17H134V16H132V18H133ZM139 17H137V18H139ZM149 17H150V15H149ZM149 17H148L146 20H148ZM248 17L250 18V16H248ZM248 17H247V18H248ZM76 18H77V16H76ZM78 18H80V17H78ZM88 18H87V19H88ZM126 18H127V17H126ZM140 18H143V17L141 16ZM151 18H152V17H151ZM158 18H159V17H158ZM162 18H163V17H162ZM219 18H220V17H219ZM219 18H218V19H219ZM226 18H228L227 15H226ZM229 18H230V15H229ZM53 19H54V18H53ZM91 19H93V17H92ZM100 19H97V22H98ZM159 19H161V16H160ZM218 19H217V20H218ZM261 19H263V17H262ZM24 20H23V21H24ZM28 20H29V19H28ZM28 20L26 21L28 24H27L25 21H24L25 24H24V23H23V24H24V25L27 24L26 26H29V24L32 25V23H31V22H32L31 20H33L32 17H31L30 20H29L30 22H29ZM36 20H35V21H36ZM43 20H44V19H43ZM77 20H78V19H77ZM80 20H81V19H80ZM85 20H84V21H85ZM101 20H100L98 23L101 25V28H102V26H103V24H104V21H103L102 23H100ZM104 20H105V19H104ZM112 20H113V19H112ZM112 20L110 21V19H109V21H110L111 23H112V22L114 23V21H112ZM119 20H120V19H119ZM125 20H126V19H125ZM127 20H128V18H127ZM127 20H126V22H127ZM139 20H140V19H139ZM153 20H154V19H152V21H153ZM169 20H170V19H169ZM219 20H221V19H219ZM219 20H218V21H219ZM223 20H221L222 22H221V21H220V22H221V23H223V22L225 23L227 19H226L225 21H223ZM230 20H232V18L228 19L227 22L230 21ZM243 20H244V19H243ZM248 20H249V19H248ZM263 20H264V19H263ZM263 20H262V21H263ZM49 21H51V20L49 19ZM82 21H83V20H82ZM86 21H87V20H86ZM93 21H94L96 24H95ZM109 21H108V23H109ZM115 21H116V19H115ZM117 21H118V20H117ZM117 21H116V22H117ZM152 21H150V22H152ZM165 21H166V20H164V22H165ZM43 22H44V21H42V25H43ZM97 22H96L95 19H93V20L91 21V23H93L95 26H96V25H99ZM105 22H106V21H105ZM122 22H124V21L121 20V22L119 21L118 23H121V25H122ZM126 22H125V23H126ZM144 22H145V21H144ZM150 22H147V24L150 23ZM164 22H163V23H164ZM170 22H171V21H170ZM216 22H217V21H216ZM220 22H218V23H220ZM232 22H233V20H232ZM232 22H229V23H232ZM250 22H251V21H250ZM37 23H38V22L36 21L35 23H33V25H34V24H37ZM70 23H71V25H72V23H73V26H72V27H75V26L77 25V24H76V25L74 26V22H71V20H70ZM70 23H69V24H70ZM75 23H79V22L75 21ZM85 23H87V22H85ZM91 23H90V25H91V26H90V30H91V32H90V30H89V32H90L91 34H90V35L88 34V35H89L90 37L93 36L92 38H94V39H98V38H100V37L105 38V36H103V35H104V34H103L104 31L99 30V28H100L99 26H100V25L98 26V30H99V32H101V33L103 32V33H102L103 35H101V34L99 35V32L97 33V30L94 32L95 34H93L94 29H93V27H92L93 24H91ZM118 23H117V25L119 26L120 24H118ZM139 23H140V22H139ZM152 23H153V22H152ZM221 23H220V24H221ZM224 23H223V25H226V23H225V24H224ZM229 23H227V25L230 26ZM241 23H243V22H241ZM241 23H239V24H241ZM244 23H245V22H244ZM246 23H247V22H246ZM40 24H41V23H40ZM51 24H52V23H51ZM65 24H66V23H65ZM150 24H151V23H150ZM239 24H238V25H239ZM248 24H250V23H248ZM252 24H253V21H252ZM80 25H81V26H85V24L82 25L81 23H80ZM113 25H114V24H113ZM113 25H112V27H113ZM117 25L115 24V26H117ZM125 25H128V24H125ZM142 25H143V24H142ZM144 25H145V23H144ZM170 25H171V24H170ZM207 25H208V24H207ZM227 25H226V26H227ZM231 25H232V24H231ZM235 25H236V24H235ZM244 25H245V24H244ZM34 26H35V25H34ZM44 26H45V24L43 25V27H44ZM55 26H56V25H55ZM55 26L52 25V27H53L54 30H52V27H51L52 32L55 31L54 33H52L53 35H50L49 32H51V31H49V27L46 28V31H47V33H49V34H47L45 30H42V31H45V32H44V33H45V37L43 36L44 33H43L42 31L38 30V31H39V34H40V32H41L42 35H40V36H41V37H40L39 34H37L41 39L37 38V39L35 40V41H36V45L40 44L39 42H42V41H44V40H46V42L44 41V43H45L46 46H47V45H50V41L53 40V39H51V38H53L54 34H55L57 31H59V30H57V31L55 30V29H56ZM62 26H63V25H62ZM67 26H68V25H67ZM78 26H79V25H78ZM78 26H76L75 28L77 29ZM109 26H110V23H109ZM109 26H108V24H107V26H106V23H105V27L108 28ZM115 26H114V27H115ZM133 26H134V25H133ZM147 26H148V25H147ZM152 26H153V25L151 24V27H152ZM229 26H227V27H229ZM239 26H241V25H239ZM242 26H243V25H242ZM250 26H251V24H250ZM250 26H249V27H250ZM58 27H59V26H58ZM60 27H61V26H60ZM60 27H59L58 29H60ZM69 27H70V25H69ZM114 27H113V28H114ZM125 27H126V26H125ZM128 27H131V26H128ZM135 27H136V29L138 28L137 26H135ZM230 27H232V26H230ZM243 27H244V29H243L242 32H244L245 28H247V27H245V26H243ZM251 27H252V26H251ZM38 28L41 29L42 27H41V26H38ZM67 28H68V27H67ZM91 28H92L93 30H92ZM94 28L97 29V26L94 27ZM101 28H100V29H101ZM109 28H111V27H109ZM133 28H134V27H133ZM133 28H132V29H133ZM152 28H153V27H152ZM169 28L172 29L173 27H169ZM169 28H168V29H169ZM237 28H239V27H237ZM237 28L235 29V28L232 27V28L230 29V31H228V32L226 31V33H229V32L231 33V32L234 31V30H236V32H237V30H238ZM241 28H242V27H240V29H241ZM87 29H88V28H87ZM103 29H104V28H103ZM127 29H128V28H127ZM138 29H139V28H138ZM168 29H167V30H168ZM232 29H234V30H232ZM240 29H239V32H240ZM249 29H250V28H249ZM60 30H61V29H60ZM65 30H66V29H65ZM65 30L63 29V31H65ZM68 30L71 31L70 28H68ZM68 30H67V31H68ZM73 30H74V29H73ZM84 30H85V29H84ZM112 30H113V29H111V32H114V33H116V31H117V29H116V31H115V30L112 31ZM128 30H129V29H128ZM145 30H146V29H145ZM231 30H232V31H231ZM85 31H86V30H85ZM126 31H127V30H126ZM139 31H140V29H139ZM148 31H149V33H150V35H151L150 30H148ZM165 31H166V30H165ZM172 31H173V30H172ZM245 31H246V30H245ZM65 32H66V31H65ZM74 32L79 33V32H80L79 28H78L77 30H75ZM81 32H83L84 36H86L84 31L81 30ZM132 32H135L134 35H136V31H135V29H134V31H133V30L131 31V34H132ZM145 32L147 33V31H145ZM212 32L214 33V31H212ZM239 32H237V35H238ZM36 33H37V32H36ZM59 33H60V32H59ZM66 33H67V32H66ZM86 33H87V32H86ZM137 33H139L138 30H137ZM230 33H229V34H230ZM232 33H233V32H232ZM46 34H47V35H46ZM67 34H68V33H67ZM69 34H70V33H69ZM69 34H68V35H69ZM71 34H72V33H71ZM97 34H98V36L95 38V36H96ZM117 34H118V33H117ZM139 34H141V33H139ZM142 34H143V33H142ZM167 34H168V33H166V35H167ZM229 34H228V36H230ZM234 34H235V32H234ZM242 34H243V33H242ZM37 35H36V34H33L32 37H33V36L36 37ZM49 35H50V37H51V38H50L51 40L49 39L50 41H48V39H44V38H47ZM60 35H61V34H60ZM62 35H63V33H62ZM77 35H78V34H77ZM80 35H81V36H80ZM80 35L77 36V37H79V39H80V37L83 36L81 33H80ZM88 35H87V36H88ZM108 35H109V34H108ZM108 35H107V36H108ZM115 35H116V34H115ZM119 35H120V33H119ZM134 35H133V36H134ZM164 35H165V33H164ZM231 35H232V34H231ZM239 35H241V34L239 33ZM69 36H70V35H69ZM75 36H76V35H75ZM99 36H100V37H99ZM121 36H122V35H121ZM136 36H137V35H136ZM138 36H139V35H138ZM233 36H234V35H233ZM27 37H28V36H27ZM58 37H59V36H58ZM58 37H57V39H58ZM60 37H64V38H66L65 33H64V36H60ZM90 37H88L87 40H86V38L84 39V41H86V43L84 42V43H85L84 45L87 46V47L89 48V50H90V47L93 46V44H95V43H93V44L91 45V43L94 42V39H91V40H92V41H91V40L89 39ZM117 37H118V36H117ZM117 37H114V38H117ZM125 37H126V36H125ZM128 37H131V36L128 34ZM128 37H127V38H128ZM150 37L152 38V36H150ZM162 37H163V36H162ZM167 37H168V36H167ZM231 37H232V36L229 37V40H231ZM237 37H238V36H237ZM48 38H49V37H48ZM54 38H56V34H55V37H54ZM82 38H83V37H82ZM108 38L111 39V38H112L111 35H110V37H108ZM114 38H112V39H114ZM119 38H120V37H119ZM122 38H123V36H122ZM127 38H126V39H127ZM133 38L135 39V36H134ZM133 38L131 37V38H128V39H129V40L131 39V40L133 41ZM136 38H138V37H136ZM29 39H30V40H29L28 42H30V41L33 40V39L31 38V35H30V38H29ZM38 39H39V42H37ZM42 39H44V40H42ZM69 39H70V37H69ZM72 39H73V38H72ZM79 39H77V40L80 41ZM100 39H101V38H100ZM128 39H127V40H128ZM168 39H169V38H167V40H168ZM226 39H227V38H226ZM233 39H234V37H233ZM40 40H42V41H40ZM59 40H60V38H59ZM64 40H65V39H63V41H64ZM77 40H76V41H77ZM82 40H83V39H82ZM82 40H81V41H82ZM116 40H118V39H116ZM127 40H125V41H127ZM129 40H128V42L132 43V41H131V40L129 41ZM163 40H164V39H163ZM236 40H237V39H235V41H236ZM35 41H34V42H35ZM47 41H48V42H47ZM78 41H77V42H78ZM90 41H91V43H90ZM101 41H106V42H107L106 44H108V42H109L110 40L108 41L107 38H106V40L102 39V40H100V42H101ZM113 41L115 42V40H113ZM118 41H119V40H118ZM169 41H170V40H169ZM233 41H234V40H233ZM233 41H231V42H233ZM235 41H234V42H235ZM53 42H54V43H57V44H54V45H55L54 48H52V47L54 46L53 44H52V46L50 45L51 47H50V46L46 47L45 51H46L47 53H46L44 50H43V51L41 50L43 47L45 48L44 44L41 43V44H42V48L39 49V50H40L41 52H45L46 55H48V56H46V60H47V57H49V54H48V53H50V51H52L53 49L55 50V49L58 47L57 45H59V46L61 45V44H58L59 41H58V42H57V41L55 42V41L53 40L51 43H53ZM61 42H62V40L60 41V43H61ZM73 42H74V41H72V42H70V43H73ZM77 42H76V44H77ZM97 42H98V40H97ZM110 42H112V40H111ZM114 42H113V43H114ZM123 42H124V40H123ZM123 42L121 41L122 44L120 43V44H121V45H120V46H121V50H122V45L124 44ZM143 42H144V41H143ZM227 42H229V41H225L224 44H225V43L228 44ZM32 43H33V41H32ZM48 43H49V44H48ZM63 43H64V42H63ZM63 43H62V46H60V47H62V48L65 47V46H63ZM126 43H127V42H126ZM130 43H129V44L127 43L128 46H129V48L132 46V45L130 46ZM218 43H219V41H218ZM34 44H35V43H34ZM41 44H40V45H41ZM76 44H75V49L78 48V47L76 46ZM96 44H97V43H96ZM96 44H95V46L100 47L99 45H96ZM106 44H105V45H106ZM114 44H115V43H114ZM117 44H119V43H117V41H116V44L114 45V47H116ZM64 45H66V40H65V44H64ZM68 45H69V44H68ZM71 45H72V44H71ZM71 45H70V46H71ZM78 45L80 46V44H78ZM100 45H103V44H100ZM110 45H112V43H110V44L107 45V46L110 47ZM124 45H126V44H124ZM140 45H142V44H140ZM162 45H164V44H161L160 46H162ZM239 45H240V44H239ZM243 45H244V44H243ZM38 46H39V45H38ZM56 46H57V47H56ZM112 46H113V45H112ZM213 46H214V43H213ZM49 47H50V49H49ZM60 47H58V48H60ZM66 47H69V46H66ZM66 47H65V48H66ZM72 47H73V46H72ZM72 47H70V48H72ZM76 47H77V48H76ZM81 47H84L82 43H81ZM102 47H103V46H102ZM105 47H106V46H105ZM108 47H107L106 51L108 50ZM123 47H124V46H123ZM126 47H127V46H126ZM154 47H155V46H154ZM215 47H216V45L214 46V48H215ZM244 47H245V46H244ZM44 48H43V49H44ZM58 48H57V51L59 50ZM62 48H60V52H59V53H61V54H59V55H61V57H63L64 55H66V57H69L70 55L72 56V52H73V51H74V53H75V49H73V48H72L73 51H72L71 49L67 48V49H69V50L72 51V52H71V51L68 50L69 53H68L67 49H65V48L62 49ZM79 48H80V47H79ZM79 48H78V49H79ZM88 48H87V49L84 48V49H85L86 51H88ZM92 48H94V47H92ZM103 48H104V47H103ZM117 48H118V50H119V47H118V46H117ZM124 48H125V47H124ZM124 48H123V49H124ZM131 48H132V47H131ZM155 48H156V47H155ZM238 48H239V50L241 49L240 47H238ZM51 49H52V50H51ZM61 49H62V50H61ZM64 49H65V50H64ZM84 49H83V52H84ZM100 49H101V48H100ZM104 49H105V48H104ZM115 49H116V48H115ZM125 49H127V48H125ZM151 49H152V48H151ZM156 49H157V48H156ZM177 49H178V48H177ZM242 49H243V47H242ZM242 49H241V50H242ZM245 49H246V48H245ZM47 50H48V51H47ZM54 50H53V51H54ZM91 50H92V49H91ZM91 50H90V52H88L89 55H90V53L92 54V52L94 53V51L91 52ZM95 50H96L97 52L99 51V49H95ZM102 50H103V49H102ZM109 50H110V49H109ZM113 50H114V49H113ZM116 50H117V49H116ZM149 50H150V49H149ZM61 51H62V52L65 51V52L62 53ZM66 51H67L68 54L66 53ZM81 51H82V50H79V52H81ZM86 51H85V54H84V53H82V54L86 55ZM103 51H104V50H103ZM153 51H154V50H153ZM190 51H192V50H190ZM215 51H217V50H215ZM220 51H221V50H220ZM237 51H238V50H237ZM54 52H55V51H54ZM54 52H51V53H53V55H54ZM118 52H121V53H122L123 51H118ZM141 52H142V51H141ZM51 53H50V55H51L52 57L50 56V58H49L50 60H52L53 57H56V54H55V56H53ZM65 53H66V54H65ZM77 53H78V52H77ZM102 53L104 54L105 52H102ZM107 53H108V52H107ZM123 53H124V52H123ZM142 53H144V52H142ZM145 53H146V51H145ZM145 53H144V54H145ZM175 53H176V52H175ZM38 54H40V52H39ZM38 54H37V56H38ZM42 54H43V53H42ZM62 54H63V56H62ZM79 54H80V53H79ZM97 54H98V53H97ZM97 54H95V55H97ZM144 54H143V56H144ZM150 54H151V53H150ZM59 55H58V56H59ZM67 55H68V56H67ZM73 55H74V54H73ZM77 55H78V54H77ZM95 55H94V59H95V57H96ZM99 55H101V54H98V56H99ZM106 55H107L106 57H108V55H109L110 57H112L114 54H113L112 56H111L110 54H106ZM145 55H146V54H145ZM151 55H152V54H151ZM78 56H79V55H78ZM101 56H102V55H101ZM104 56H105V54H104ZM104 56H102V57H104ZM114 56H115V55H114ZM149 56H150V55H149ZM186 56H187V55H186ZM220 56H222V55H220ZM42 57H43V56H42ZM79 57L82 58L81 56H79ZM85 57H86V56H85ZM87 57H88L87 59H89V60H90V58H93V56L91 57V55H90V56L87 55ZM102 57H101V58H102ZM110 57H109V58H110ZM115 57H116V56H115ZM115 57H113V58H115ZM132 57H133V56H132ZM132 57L130 58V59H131L130 61H131V64H132V68L135 66V67L133 68L134 71L136 70L135 72L132 71L133 69H131V66H128V65H130V64L126 65L127 62L124 63L123 60L125 59V57H123V58H122V57L119 58V56H118V57H116V58H119L120 60L122 59V60H121V64L123 63V65L125 66V68L123 67V69H126L127 66H128V67L130 68V70L132 71L133 75L136 76V75L138 74V72H139V69H137V68L139 67V65L136 66L135 63H134V64L132 63V61L134 62V60H135V59L132 60ZM134 57L136 58L137 56H134ZM144 57H145V56H144ZM43 58H44V57H43ZM51 58H52V59H51ZM72 58H73V60H74V56L71 57L70 59L72 60ZM76 58L78 59V57H76V54H75V59H76ZM80 58H79V59H80ZM99 58H100V57H99ZM104 58H105V57H104ZM109 58H108V59H109ZM181 58H182V57H181ZM220 58H221V57H220ZM222 58H223V56H222ZM41 59H42V58H41ZM54 59H55V58H54ZM54 59H53V60H54ZM56 59L59 60L58 58H56ZM56 59H55V60H56ZM65 59H66V58L62 59L63 62L65 61ZM79 59H78V60H79ZM82 59L84 60V56H83ZM87 59H85V61H83V60H82V61H83L84 63H86V62L88 63V64L86 63V64H87V68H88V65H93V63H92V64L89 63V62L92 61L93 59L90 60V61L87 60ZM161 59H162V58H161ZM170 59H171V58H170ZM44 60H45V59H44ZM55 60L53 61V66H52V64H51L52 61H50L51 63H49V65H50L51 67H54V68H51V67H50V68L52 69V71L55 70V71H53V72H56L55 67H58L59 65H57V64H60V63H58L59 61L57 62V60H56V61H55ZM106 60H107V59H106ZM109 60H112V58H110ZM113 60H114V59H113ZM116 60H118V59H116ZM184 60H185V59H184ZM188 60H189V59H188ZM191 60H192V58H191ZM214 60H215V59H214ZM76 61H77V60H76ZM76 61L74 60L75 63H76ZM82 61H81V64L83 65L84 63H83ZM96 61H97V60H96ZM100 61H101V60H100ZM103 61H104V60H103ZM177 61H178V60H177ZM210 61H211V59H210ZM216 61H217V60H216ZM219 61H220V60H219ZM42 62H43V61H42ZM45 62L47 63L48 61H45ZM55 62H56L57 64H55ZM93 62H95V61H93ZM97 62H98V61H97ZM97 62H95L94 64H96ZM101 62H102V61H101ZM105 62H107V61H105ZM116 62H117V61H116ZM139 62H141V60H139ZM147 62H150V61H147ZM186 62H188V67H190L189 65H192V64H189V63H190L189 61L186 60ZM217 62H218V61H217ZM46 63H45V64H46ZM67 63H68V62H67ZM70 63L72 64V62L69 61V64H70ZM77 63H78V65L76 64V67L80 65V64H79V63H80V60H79ZM98 63H99V62H98ZM108 63L110 64V63H112V62L110 61V62H108ZM108 63H107V64H108ZM114 63H115V62H114ZM114 63H113V64H114ZM118 63H119V62H118ZM193 63H194V62H193ZM201 63H202V62H201ZM218 63H219V62H218ZM221 63H222V62H221ZM41 64H42V63H41ZM41 64H40V65H41ZM63 64H66V63H63ZM69 64H68V65H69ZM86 64H85V66H86ZM107 64H106V65H107ZM155 64H156V63H155ZM210 64H211V63H210ZM216 64H217V63H216ZM55 65H56V66H55ZM97 65H98V64H97ZM99 65L102 66V64H99ZM115 65H116V63H115ZM143 65H144V63H143ZM184 65H185V64H184ZM186 65H187V64H186ZM193 65H194V64H193ZM212 65L214 66V64H212ZM217 65H218V64H217ZM42 66H43V64H42ZM42 66H41V67H42ZM47 66H48V65H47ZM60 66H61V65H60ZM60 66H59V67H60ZM65 66H66V65H65ZM71 66H72V67L69 68L70 70H71V68H72V69H75L73 65H71ZM110 66H111V65H110ZM213 66H212V67H213ZM219 66H221V65L219 64ZM80 67H81V66H80ZM90 67L93 68V66H90ZM107 67H108V66H107ZM111 67H112V66H111ZM113 67H114V69H115V67H118V65H117V66H114V65H113ZM121 67H122V66H121ZM121 67H120V68H121ZM144 67H145V65H144ZM148 67H150V66H148ZM161 67H162V66H161ZM208 67L210 68L209 65H208ZM66 68H67V66H66ZM81 68H83V66H82ZM84 68H85V67H84ZM94 68H95V69L97 68L96 65H95ZM100 68H101V67H99V69H100ZM158 68H159V67H158ZM209 68H207V70H209ZM40 69H42V70H41V73H42V71L44 70V66H43V68H40ZM51 69H49V70H50L49 72H48V70H47V72H48L49 74H51V72H52ZM60 69H61V71H62L64 68H63V67H62V68L60 67ZM69 69H64V70H65V72H66V70L68 71ZM77 69H78V68H77ZM101 69H102V68H101ZM144 69H145V68H144ZM176 69H177V68H176ZM178 69H179V68H178ZM210 69H211V68H210ZM212 69H213V68H212ZM215 69H216V66H215ZM58 70H59V68H58ZM58 70H57V71H58ZM70 70H69V72H70ZM83 70H84V69H83ZM89 70H91V68H89ZM89 70H87V71L89 72ZM61 71L59 70V73H61ZM75 71H76V69H75ZM80 71H81V69H80ZM87 71L85 70L86 73H88ZM94 71H96V70H94ZM94 71L92 72V70H91L90 72L94 74ZM97 71H99V70H97ZM101 71H102V70H101ZM111 71H112V70H111ZM111 71H110V72H111ZM116 71H117V70H116ZM121 71H122V70H121ZM121 71H120V72H121ZM159 71H160V70H159ZM159 71H158V72H159ZM190 71H192V70H190ZM194 71H195V70H194ZM194 71H193V73H194ZM44 72H46V71L44 70ZM63 72H64V71H63ZM63 72H62V74H63ZM81 72H83V71H81ZM117 72H118V71H117ZM136 72H137V73H136ZM148 72H149V70H148ZM154 72H155V71H154ZM177 72H178V70H177ZM181 72H182V70L180 71V73H181ZM185 72H186V71H185ZM188 72H189V71H188ZM213 72L215 73V70H213ZM48 73L45 74V75H46V77L49 78L51 75H49ZM70 73H72V71H71ZM78 73H79V72H78ZM86 73H84V74H86ZM112 73H113V71H112ZM135 73H136V75H135ZM182 73H183V72H182ZM190 73H192V72H190ZM193 73H192V74H193ZM196 73H197V70H196ZM55 74H57V73H55ZM55 74H52V75H55ZM62 74H61V75H62ZM68 74H69V73H68ZM93 74H92V75H93ZM98 74L100 75V72H98L97 75H98ZM150 74H151V73H149V75H150ZM212 74H213V73H212ZM66 75H67V74H66ZM77 75H78V74H77ZM79 75H80V74H79ZM86 75H89V73L86 74ZM92 75H91V76H92ZM97 75H96V76H97ZM101 75H102V72H101ZM109 75H111V74L106 75V74L103 73L104 78H103V76H102L101 79H106V78H107V79H108L107 82L109 81L108 85H110V86L112 85V86H111V87L109 86V87L106 88V86H105L104 84L101 83L102 85H104V88H105L104 90H101L100 88H98L101 92H102V91L105 92V90H106V92L109 91V92L111 93V90H112L113 88L116 87V86L113 87V84H112L113 81L116 82L117 79H116V80H112V79L115 78L116 76H113V75H114V74H113V75H111V76H113V77L111 78V76L109 77ZM149 75H147V76H149ZM162 75H164V74H162ZM162 75H161V76H162ZM178 75H179V72H178ZM189 75H190V74H189ZM213 75H214V74H213ZM64 76H65V75H64ZM70 76H71V77H72V76L74 77L73 74H72V75L70 74ZM80 76H81V75H80ZM91 76H90V78H91ZM94 76H95V74H94ZM94 76H93V77H94ZM138 76H140V75L138 74ZM151 76H152V75H151ZM182 76H183V75H182ZM187 76H188V74H187ZM192 76H194V74H193ZM43 77H44V76H42V78H43ZM52 77H53V76H52ZM52 77H50L49 79H51ZM56 77H57V76H56ZM75 77H77V76H75ZM75 77H74V80H76ZM84 77H85V76H84ZM93 77L91 78V80H92V79L96 80L98 76L95 77V78H93ZM105 77H106V78H105ZM149 77H150V76H149ZM149 77H148V78H149ZM152 77H153V76H152ZM178 77H179V76H178ZM197 77H198V76H197ZM262 77H264V75H263ZM53 78H54V77H53ZM58 78H59V77H58ZM58 78H57V79H58ZM78 78H80V77H78ZM86 78H87V77H86ZM88 78H89V77H88ZM116 78H117V77H116ZM127 78H128V77H127ZM174 78H175V77H174ZM184 78H185V77H184ZM194 78H195V77H194ZM200 78H201V77H200ZM223 78H224V77H223ZM65 79H67V78H65ZM71 79H72V78H71ZM83 79L85 80V78H82V82H83ZM125 79H126V78H125ZM132 79H133V78H132ZM141 79H142V77H141ZM150 79H151V78H150ZM160 79H161V78H160ZM179 79H181V78H179ZM42 80H43L42 82H43V84H44V83H45L44 78H43ZM52 80H53V79H51L50 81L47 80L46 85L49 86ZM78 80H79V79H78ZM80 80H81V78H80ZM110 80H111V81H110ZM126 80H127V79H126ZM137 80H139V79H137ZM137 80H136V82H137ZM184 80H185V79H182V81H184ZM0 81H1V80H0ZM48 81H49L50 83H49ZM55 81H56V80H53L54 83H55ZM63 81H64V80H63ZM63 81H62V82H63ZM87 81L89 82V84H91L89 80H87ZM99 81H100V78H99ZM132 81H133V80H132ZM170 81H172V79H171ZM173 81L175 82V80H173ZM185 81H186V80H185ZM200 81H201V79H200ZM1 82H2V81H1ZM40 82H41V81H40ZM59 82H60V81H59ZM62 82H61V83H62ZM70 82H71V80H70ZM102 82H103V81H102ZM111 82H112V83H111ZM129 82H130V84H131V83H133L134 81H133V82L129 81ZM136 82H134L133 86L130 88L131 90H130V89H127V90H126L125 88H124L125 90H124V89H121L122 91L124 90V91H123V95H124V93H125L124 97L128 98L129 95H130V97L132 98V95H133V94L130 93V92H133V93H134V92H137V91H138L137 88H138L139 85L136 84V85H137V86H136L137 88L134 87V85H135ZM174 82H173V83H174ZM176 82H177V81H176ZM219 82H220V81H219ZM233 82H234V81H233ZM2 83H3V82H2ZM47 83H49V84H47ZM56 83H57V81H56ZM86 83H87V82H86ZM123 83H124V81H123ZM126 83H127V84H123V85H130V84H128V82H126ZM137 83H143V82H139V81H138ZM168 83H169V81H168ZM193 83H194V82H193ZM193 83H190V84L192 85ZM199 83H201V82H199ZM222 83H223V82H222ZM43 84H42V86H43ZM52 84H53V83H52ZM121 84H122V83H120L119 85H121ZM174 84H175V83H174ZM179 84H183V83H179ZM179 84H178V85L175 84V85H177V87H178ZM201 84H202V83H201ZM236 84H237V83H236ZM0 85H1V84H0ZM46 85H45V87H46ZM56 85H57V84H56ZM64 85H65V84H64ZM64 85H63V83L61 84L62 87H63ZM66 85H67V84H66ZM92 85H93V83H92ZM98 85H99V84H98ZM198 85H199V84H198ZM48 86H47L46 89H48ZM51 86H52V85L49 86L50 89L47 91L49 94L51 93L50 90L55 89V88L51 89ZM61 86H59V84L56 86V87H57L56 90L59 89V88H61V89L57 90V93H58V91H61V92L63 91V93L65 92V91H64V88H65V87L62 89ZM81 86H82V85H81ZM85 86H86V85H85ZM94 86H95V88L97 87V85H94ZM117 86H118V85H117ZM172 86H173V85H172ZM181 86L183 87V85H181ZM181 86H180V88H181ZM184 86H185V84H184ZM187 86H190V85H187ZM222 86H223V85H222ZM52 87H53V86H52ZM82 87H84V85H83ZM90 87H91V86H90ZM98 87H99V86H98ZM139 87H140V86H139ZM200 87H203V85L200 86ZM205 87H206V86H205ZM227 87H228V86H227ZM66 88H67V86H66ZM79 88H81V87H78L77 90H78ZM91 88H92V87H91ZM102 88H103V87H102ZM108 88H109V89H108ZM110 88H112V89H110ZM116 88H117V87H116ZM116 88H115V89H116ZM132 88H133V89H132ZM142 88H144V87H142ZM145 88H146V87H145ZM168 88H170V85H169ZM186 88H187V87H186ZM188 88H189V87H188ZM198 88H199V86H198ZM252 88H254V86H253ZM44 89H45V88H44ZM67 89H68V88H67ZM92 89H93V88H92ZM107 89H108V90H107ZM134 89H135L136 91H135ZM146 89H147V88H146ZM172 89H173V88H171V90H172ZM181 89H182L183 91H185V90H184L185 88H181ZM181 89H180V90H181ZM254 89H255V88H254ZM254 89H253V90H254ZM19 90H20V89H19ZM82 90H84V89H82ZM94 90H95V89H94ZM150 90H151V89H150ZM167 90H170V89H167ZM174 90H176V88H174ZM182 90H181V91H182ZM199 90H200V89H199ZM201 90H204V89H201ZM205 90H206V89H205ZM226 90H227V89H226ZM229 90H231L230 87H229ZM66 91H67V90H66ZM68 91H69V89H68ZM68 91H67V92H68ZM72 91H73V90H72ZM74 91H75V90H74ZM78 91H79V90H78ZM92 91H93V90H92ZM92 91H91V92H92ZM96 91H97V94L99 95L98 90H96ZM117 91H120V89L118 90V88H117ZM127 91H128V92H127ZM207 91H208V89H207ZM207 91H206V93H207ZM221 91H223V90H221ZM254 91H256V90H254ZM43 92H44V91H43ZM93 92H94V91H93ZM101 92H100V93H101ZM109 92H107V93H109ZM145 92H146V91H145ZM171 92H172V94H174V91H171ZM176 92H178V91L176 90ZM196 92H197V91H196ZM200 92L203 93L202 91H200ZM200 92H199V94H200ZM204 92H205V91H204ZM224 92H226V91L224 90ZM48 93L45 94V95H48ZM94 93H95V92H94ZM113 93H114L115 95H114ZM117 93H118V92L113 91V92L111 93V95H110V94H108V95H109V97L111 96V98L115 100V98H117V97H115ZM120 93H122V92H119V93L117 94V95H119V96H120V95L122 96V98L120 97V98H119V101L117 102V103H119V104L115 103V105H114V102H116V101H114V100H113V101H110V100H109V103H108V104H110V102H111L112 107H113V108L115 107V108L113 109V111H115V109H117V108L119 107L118 105H122V104H120V102H121L120 99L126 100V99L123 98V95L120 94ZM126 93L128 94L127 96H126ZM129 93H130V94H129ZM179 93H180V92H179ZM206 93H205V95H206ZM208 93H209V92H208ZM208 93H207V94H208ZM15 94H16V93H15ZM65 94H66V93H65ZM101 94H102V93H101ZM134 94H135V93H134ZM141 94H144V93H141ZM146 94H147V93H146ZM181 94L183 95L182 92H181ZM203 94H204V93H203ZM226 94H227V92H226ZM98 95H97V96H98ZM105 95H106V94H105ZM105 95H104V96H105ZM212 95H213V94H212ZM227 95H228V94H227ZM1 96H2V95H1ZM18 96H19V95H18ZM21 96H22V95H21ZM53 96H54V98H55V94H53ZM56 96H57V95H56ZM77 96H79V95H77ZM92 96H93V95H92ZM92 96H91V97H92ZM99 96H101V95H99ZM106 96H107V95H106ZM106 96H105V97H106ZM112 96H113V97H112ZM141 96H142V95H140V97H141ZM144 96H145V95H144ZM178 96H179V95H178ZM195 96H196V95H195ZM203 96H204V95H202V97H203ZM218 96H219V95H218ZM222 96H223V95H222ZM229 96H230V95H229ZM59 97H60V96H59ZM59 97H57L55 100L57 101V100L59 99L58 101H60V100L62 99V101H64V99H63L62 97H61V99H60ZM93 97H94V96H93ZM93 97H92V98H93ZM102 97H103V96H102ZM105 97H104V98H105ZM107 97H108V96H107ZM130 97H129V99H130ZM196 97H197V96H196ZM199 97H200V96H199ZM220 97H221V96H220ZM220 97H219V98H220ZM50 98H51V97H50ZM74 98H75V97H74ZM95 98L98 99L96 96H95ZM134 98H135V97H134ZM208 98H209V96H208ZM224 98H226V95H225ZM224 98H223V99H224ZM13 99H14V101L16 100L15 97H13ZM68 99H69V98H68ZM68 99H66V100L68 101ZM76 99H77V98H76ZM87 99H88V98H87ZM96 99H91V100H92V102H93V100L96 101ZM99 99H100V98H99ZM137 99H138V98H137ZM139 99H141V98H139ZM195 99H196V98H195ZM203 99H205V97H204ZM206 99H207V98H206ZM215 99H216V98H215ZM223 99H222V100H223ZM259 99H260V97H259ZM69 100H70V99H69ZM71 100H72V99H71ZM71 100H70V102H75V101H71ZM134 100H136V99H134ZM197 100H199V98H198ZM230 100H231V99H230ZM260 100H261V99H260ZM14 101H13V103H14ZM17 101H18V99H17ZM77 101H78V100H77ZM77 101H76V102H77ZM88 101H89V100H88ZM95 101H94V102H95ZM126 101H128V99H127ZM129 101H131V100H129ZM129 101H128V102H129ZM228 101H229V100H228ZM231 101H232V100H231ZM9 102H10V101H9ZM70 102H69V104H70ZM94 102H93V103H94ZM106 102H108V100H107ZM131 102H132V101H131ZM225 102H226V101H225ZM249 102H250V101H249ZM47 103H48V102H47ZM77 103H78V102H77ZM87 103H88V102H87ZM121 103H122V102H121ZM129 103H130V102H129ZM226 103H227V102H226ZM226 103H225V104H226ZM228 103H229V102H228ZM230 103H231V102H230ZM230 103H229V105H230ZM6 104H7V102H6ZM14 104H15V103H14ZM48 104H49V103H48ZM56 104H57V103H56ZM58 104H59V103H58ZM116 104H117V105H116ZM134 104H136V103H134ZM222 104H223V103H222ZM231 104H232V103H231ZM249 104H250V103H249ZM2 105H4V107H6L4 103H2ZM2 105H0V107H1ZM8 105H9V104H8ZM8 105H7V106H8ZM11 105H12V104H11ZM15 105H17V104H15ZM15 105H13V106H15ZM18 105L20 106V104H18ZM59 105H60V104H59ZM63 105H66L65 107H68V106H69V105L67 106V104H61L60 106H63ZM72 105H74V103H73V104H70V106H72ZM75 105H76V104H75ZM79 105H80V104H79ZM79 105H78V106H79ZM90 105H91V104H90ZM111 105H108V106H110V108H111ZM113 105H114V106H113ZM175 105H176V104H175ZM175 105H174V106H175ZM243 105H244V104H243ZM9 106H10V105H9ZM52 106H53V103H52ZM86 106H88V105L86 104ZM105 106H106V105H105ZM108 106H106L105 108H107ZM124 106L126 107L127 104H124ZM131 106L134 107L133 104H132ZM174 106H173V107H174ZM179 106H180V105H179ZM245 106H246V103H245ZM15 107H17V106H15ZM30 107H31V106H30ZM54 107H55V109L58 108V106L56 107V105H54L53 108H54ZM65 107H64V108H65ZM72 107H73V106H72ZM79 107H80V106H79ZM79 107H78V108H79ZM116 107H117V108H116ZM129 107H130V106H129ZM148 107H149V106H148ZM175 107H177V105H176ZM175 107L172 108V106H171V108L173 109L172 112L176 114V111H174ZM231 107H232V106H231ZM243 107H244V106H243ZM248 107H249V106H248ZM28 108H29V107H28ZM75 108H76V106H75ZM78 108H77V109H78ZM85 108H87V107H85ZM89 108H90V107H89ZM89 108H88V109H89ZM120 108H121V107H120ZM222 108H223V107H222ZM252 108H253V107H252V104H251V109H252ZM3 109H6V108H3ZM3 109H2V110H3ZM22 109H23V107H22ZM72 109H73V108H72ZM96 109H97V107H96ZM111 109H112V108H111ZM111 109H109V107H108L105 111H108V110H111ZM118 109H119V108H118ZM123 109H124V108H123ZM131 109H132V107H130V111H129V113L131 112ZM147 109H149V108H147ZM165 109H166V108H165ZM165 109H164V110H165ZM172 109H171V110H172ZM177 109H178V108H177ZM227 109H228V108H227ZM253 109H254V108H253ZM12 110H13V109H11V111H12ZM16 110H17V108H16ZM25 110H26V109H25ZM30 110H31V108H30ZM49 110H50V109H49ZM52 110H53V109H52ZM59 110H60V109H59ZM83 110H84V108H83ZM85 110H86V109H85ZM127 110H128V109H127ZM127 110H126V112H127ZM132 110H133V109H132ZM168 110H170V108H169ZM175 110H176V109H175ZM223 110H224V109H223ZM246 110H248V109H246ZM246 110H245V111H246ZM249 110H250V109H249ZM0 111H1V110H0ZM32 111H34V110H32ZM66 111H68V110L66 109ZM69 111H71V107L69 108ZM72 111H73V110H72ZM75 111H76V109H75ZM102 111H103V110H102ZM102 111H101V112H102ZM105 111L102 112L101 115H100V114H99V115H100L101 117H102V116L105 117V114H106ZM122 111H123V110H122ZM136 111H137V110H136ZM148 111H149V112H150V111L152 112L151 109H149ZM148 111H147V113H148ZM166 111H167V109H166ZM177 111H178V110H177ZM227 111H229V110H227ZM2 112H4V111H2ZM6 112H7V114H8V111H6ZM6 112H5V113H6ZM15 112H16V111H15ZM15 112H14V113H15ZM27 112H29V110H28ZM54 112L56 113V112H58V111H55V110H54ZM61 112H63V107H62V109L60 110V112H58V114H59V115L62 114ZM83 112H84V111H83ZM111 112H112V111H111ZM120 112H121V109H120ZM123 112H125V111H123ZM140 112H141V111H140ZM142 112H143V110H142ZM163 112H164V111H163ZM178 112H179V111H178ZM225 112H226V111H225ZM225 112H224V113H225ZM248 112H249V111H248ZM248 112H247V113H248ZM23 113L26 114V111L24 112V109H23ZM65 113H66V112H65ZM77 113H79V112H77ZM112 113H113V112H112ZM143 113H144V112H143ZM143 113H142V114H143ZM145 113H146V112H145ZM152 113H153V112H152ZM166 113H167V112H166ZM169 113H170V111H169ZM249 113H251V112H249ZM253 113H254V112H253ZM12 114H13V113H12ZM107 114H108V112H107ZM139 114H140V113H139ZM142 114H140V115H141V118H142V116H143ZM148 114H149V113H148ZM148 114H145V116H147ZM175 114H173V115L178 117V115H175ZM177 114H178V113H177ZM179 114H180V113H179ZM251 114H252V113H251ZM13 115L15 116V114H13ZM16 115H17V114H16ZM32 115H33V114H31V116H32ZM63 115H64V113H63ZM68 115H70V114H67V116H68ZM77 115H78V114H77ZM99 115H98V117L100 118ZM112 115H113V114H112ZM114 115H116V116L118 115V116H119V113H118V114H114ZM127 115H128V114H127ZM127 115H126V116H127ZM149 115L152 116L151 114H149ZM166 115H167V114H166ZM248 115H249V114H248ZM253 115H254V114H253ZM2 116H4V115H2ZM9 116H10V114H9ZM18 116H19V115H18ZM67 116H66V117H67ZM71 116H72V115H71ZM135 116H136V115H135ZM169 116H171V114H170ZM26 117H28V116H26ZM63 117H64V116H63ZM69 117H70V116H69ZM75 117H76V115H75ZM78 117H79V116H78ZM84 117H85V116H84ZM103 117H102V118H103ZM124 117H125V116L123 115L122 120L124 119ZM133 117H134V115H133ZM139 117H140V116H139ZM139 117L137 116V117H135V118H133V119H136V118L138 119ZM148 117H149V116H148ZM148 117H147V118L145 117V118L148 119ZM164 117H166V118H164V119L166 120V119H167V116H164ZM179 117H180V115H179ZM182 117H183V116H182ZM3 118H4V117H3ZM3 118H2V119H3ZM8 118H9V117H8ZM12 118H13V116H12ZM16 118H17V117H16ZM34 118H35V117H34ZM80 118H81V117H80ZM99 118H98V120H100ZM131 118H132V117H131ZM152 118L154 119V116H153ZM173 118H174V117H172V119H173ZM184 118H185V117H184ZM0 119H1V118H0ZM6 119H7V118H6ZM57 119H58V118H57ZM64 119H66V118L64 117ZM126 119L128 120L129 118L127 117ZM137 119H136V120H137ZM146 119H145V120H146ZM150 119H151V118H150ZM164 119H163V121H164ZM168 119H169V118H168ZM185 119H186V118H185ZM73 120H75V119H73ZM96 120H97V119H96ZM104 120H106V118H105ZM122 120H121V121H122ZM138 120H140V119H138ZM142 120H143V119H142ZM148 120H149V119H148ZM175 120H177V119H174V122H175ZM180 120H181V119H180ZM180 120H178V121H180ZM10 121H11V120H10ZM19 121H20V120H19ZM68 121H69V119H68ZM71 121H72V119H71ZM75 121H76V120H75ZM79 121H80V119H79ZM79 121H78V119H77V122H78V123H79ZM91 121H92V120H91ZM93 121H95V120H93ZM93 121H92V122H93ZM112 121H113V120H112ZM121 121H120V122H121ZM167 121H168V120H167ZM184 121H185V120H184ZM184 121H183V123L186 124ZM61 122H62V121H61ZM102 122H103V121H102ZM102 122H100V123H102ZM104 122H105V121H104ZM113 122H114V121H113ZM113 122H112V123H113ZM130 122H131V121H130ZM137 122H138V121H137ZM139 122H141V124H142V121H139ZM172 122H173V121H172ZM14 123H16V122H14ZM17 123H18V122H17ZM87 123H89V122H87ZM93 123H94V122H93ZM93 123H92V124H93ZM100 123H99V124H100ZM115 123H118V122L116 121ZM125 123H126V122H125ZM127 123H129V122H127ZM145 123H146V121H145ZM164 123H165V121H164ZM4 124H5V122H4ZM19 124H20V122H19ZM19 124H18V125H19ZM63 124H64V123H63ZM92 124H91L90 126L87 125V131H88V129H89L90 131H94V128L92 127ZM99 124H97V126H98ZM104 124H105V123H104ZM106 124H107V123H106ZM109 124H110V123H109ZM138 124L140 125V123H138ZM148 124H149V123H148ZM148 124H147V125H148ZM165 124H166V123H165ZM167 124H168V123H167ZM170 124H171V122H170ZM170 124H168V125H170ZM10 125H11V123H10ZM10 125H9V127H10ZM18 125H17V126H18ZM67 125H68V124H67ZM81 125H82V124H81ZM84 125H85V124H84ZM102 125H103V124H101V126H102ZM129 125H130V123H129ZM173 125H175V124L173 123ZM173 125H172V126H173ZM177 125H178V124H177ZM177 125L174 127V128L176 129V131H178L177 128H180L179 126H180L181 124H180L179 126H177ZM17 126H16V130H17ZM61 126H62V125H61ZM70 126H71V124H70ZM85 126H86V125H85ZM93 126H94V124H93ZM104 126H105V125H104ZM108 126H109V125H108ZM110 126H111V125H110ZM114 126H116V125H114ZM117 126H118V128L120 129L121 127H119V126H121V123H119ZM125 126H126V125H125ZM143 126H144V125H143ZM172 126H169V127H172ZM182 126H184V125H182ZM182 126H181V127H182ZM1 127H2V126H0V128H1ZM14 127H15V125H14ZM35 127H36V126H35ZM82 127H83V126H82ZM88 127H90V128H88ZM112 127H113V126H112ZM130 127H131V126H129V128H130ZM141 127H142V126H141ZM148 127H149V126H148ZM151 127H152V126H151ZM151 127H150V128H151ZM169 127H168V130H170ZM184 127H185V126H184ZM186 127H187V126H186ZM3 128H4V127H3ZM12 128H13V127H12ZM36 128H37V127H36ZM84 128H85V127H84ZM91 128H92V129H91ZM97 128H99V127H97ZM103 128H104V127H103ZM109 128H110V127H109ZM123 128H124V127H123ZM135 128H136V127L132 128V129H135ZM150 128H149V129H150ZM187 128H188V127H187ZM7 129H9V128H7ZM7 129H6V130H7ZM13 129H14V128H13ZM72 129H73V128H72ZM82 129H83V128H82ZM85 129H86V128H85ZM85 129H84V130H85ZM107 129H108V128H107ZM124 129H125V128H124ZM127 129H128V126H127ZM137 129H138V128H137ZM149 129H148V130H149ZM180 129H182V128H180ZM180 129H179V130H180ZM0 130H1V129H0ZM6 130H5V131H6ZM37 130H38V129H37ZM78 130H79V129H78ZM101 130H102V129H101ZM139 130H140V129H139ZM144 130H145V129H144ZM168 130H167V131H168ZM172 130H173V129H171L169 132L172 133V132H171ZM1 131H2V130H1ZM3 131H4V130H3ZM5 131H4V132H5ZM17 131H19V130H17ZM90 131H89V132H90ZM102 131H103V130H102ZM116 131H117V130H116ZM119 131H120V130H119ZM129 131H131V130H129ZM136 131H137V130H136ZM149 131L152 132L151 129H150ZM156 131H157V130H156ZM156 131H154V132L156 133ZM173 131H175V130H173ZM184 131H185L184 129H183V131L181 130V132H184ZM186 131H187V129H186ZM186 131H185V134H183V136H184V135L186 136ZM6 132H7V131H6ZM9 132H10V131H9ZM43 132H44V131H41V134L44 135L45 132H44V133H43ZM95 132L97 133V131H95ZM95 132H94V133H95ZM99 132H101V131L98 130V133H99ZM103 132H104V131H103ZM114 132H115V131H114ZM114 132L110 131V132H109V135H110V134L113 135ZM122 132H123V131H122ZM122 132H121V133H122ZM138 132H142V131H138ZM169 132H168V133H169ZM178 132H180V131H178ZM188 132H189V131H188ZM188 132H187V134H188ZM48 133H49V132H48ZM101 133H102V132H101ZM129 133L131 134V132H129ZM132 133H133V132H132ZM145 133H147V132L145 131ZM149 133H150V132H149ZM190 133H191V132H190ZM39 134H40V132H39ZM99 134H100V133H99ZM99 134H98V135H99ZM104 134H105V133H104ZM104 134H103V136H104ZM123 134H124V133H123ZM130 134H129V135H130ZM134 134H135V132H134ZM134 134H132V135H134ZM136 134L138 135L139 133H136ZM150 134H151V133H150ZM191 134H192V133H191ZM112 135H111V136H112ZM124 135H125V134H124ZM124 135H123V136H124ZM129 135H128V136H129ZM148 135H149V134H148ZM148 135H147V136H148ZM0 136H1V135H0ZM12 136H14V135H12ZM47 136H48V135H47ZM49 136H50V135H49ZM49 136H48V138H47V137H46V138L49 139ZM94 136H95V135H94ZM101 136H102V135H101ZM126 136H127V135H126ZM145 136H146V135H145ZM149 136H150V135H149ZM149 136H148V137H149ZM153 136H154V135H153ZM158 136H159V135H158ZM160 136H161L162 138L165 137V136L162 135V134H160ZM180 136H181V135H180ZM183 136H182V137H183ZM185 136H184V137H185ZM187 136H189V137L191 138L192 135L189 134V135H187ZM53 137H54V136H52V138H53ZM83 137H84V136H83ZM83 137H82V138H83ZM96 137H97V136H96ZM98 137H100V135H99ZM98 137H97V138H98ZM114 137H115V136H114ZM117 137H118V136H117ZM151 137H152V135H151ZM193 137H194V139L197 138V137L194 136V135H193ZM195 137H196V138H195ZM2 138H3V137H2ZM84 138H86V137H84ZM94 138H95V137H94ZM104 138H105V137H104ZM107 138H108V137H107ZM109 138H110V137H109ZM109 138H108V139H109ZM129 138H130V137H129ZM134 138H135V137H134ZM134 138H132V139H134ZM138 138H140L139 135H138V137H137V140H139ZM146 138H147V137H146ZM149 138H150V137H149ZM152 138H153V137H152ZM162 138H160V139H162ZM55 139H56V138H55ZM86 139H87V138H86ZM108 139H107V140H108ZM114 139H116V137L113 138L112 140H114ZM172 139H173V138H172ZM174 139H175V138H174ZM192 139H193V138H192ZM194 139H193V140H194ZM197 139H198V138H197ZM0 140H2L1 137H0ZM45 140H46V139H44V141H45ZM49 140H50V139H49ZM58 140H59V139H58ZM58 140H57V142H58ZM93 140H94V139H93ZM105 140H106V139H105ZM121 140H124V138H122ZM121 140H120V141H121ZM125 140H126V139H125ZM125 140H124V141H125ZM127 140H128V142L131 141V140H129L128 138H127ZM140 140H141V139H140ZM144 140H145V139H144ZM147 140H148V139H147ZM169 140H170V138H169ZM50 141H51V140H50ZM50 141H47V142L49 143ZM53 141H54V140L52 139V142H53ZM88 141H89V140H88ZM90 141H91V140H90ZM100 141H101V140H100ZM133 141H134V140H133ZM133 141H132V142H133ZM141 141H143V140H141ZM151 141H152V140H151ZM167 141H168V140H167ZM170 141H171V140H170ZM182 141H183V140H182ZM182 141H181V142H182ZM185 141H186V140H185ZM187 141H188V140H187ZM187 141H186V142H187ZM57 142H56V144H57ZM86 142H87V141H86ZM96 142H97V141H96ZM114 142H115V141H114ZM114 142H108V143H109V144H111V143L114 144ZM121 142H122V141H121ZM136 142H137V141H136ZM173 142H175V141L173 140ZM181 142H180V143H181ZM190 142H191V141H190ZM190 142H189V145L187 144L188 142H187L186 144H184V145H188V146H190V144H192L193 141H192L191 143H190ZM48 143H45V142H44V144H46V145H47ZM54 143H55V142H54ZM59 143H60V142H59ZM98 143H99V142H98ZM100 143L102 144V142H100ZM155 143H156V142H155ZM170 143L172 144V141H171ZM170 143H169V145H170ZM180 143H179V145L182 144V143H181V144H180ZM183 143H184V142H183ZM196 143H198V141H197ZM196 143H193V145H195ZM205 143H206V142H205ZM49 144H51V143H49ZM49 144H48V147H50ZM56 144H54V145H56ZM91 144H92V143H91ZM96 144H97V143H96ZM117 144H118V143H117ZM126 144H127V143H126ZM203 144H204V142H203ZM206 144H207V143H206ZM52 145H53V144H52ZM52 145H51V146H52ZM58 145H59V144H58ZM89 145H90V144H89ZM153 145H155V144H153ZM158 145H159V144H158ZM196 145H198V144H196ZM196 145H195V146H196ZM62 146H63V144H62ZM93 146H94V143H93ZM113 146H114V145H112V147H113ZM177 146H178V145H177ZM191 146H192V145H191ZM195 146H194V147L192 146V147L195 149ZM204 146H206V145H204ZM209 146H210V144H209ZM46 147H47V146H46ZM56 147H57V145H56ZM94 147H95V146H94ZM106 147H107L108 149H110V148H109L110 146H109V147L106 146ZM123 147H124V146H123ZM126 147H127V146H126ZM169 147H170V146H169ZM175 147H176V146H175ZM183 147L185 148V146H183ZM192 147H191V148H192ZM196 147H197V146H196ZM202 147H203V146H202ZM222 147H224V146H222ZM53 148H54V150H55V147H54V146H53ZM57 148H60V149H61V146H59V147H57ZM118 148H119V147H118ZM130 148H131V147H130ZM176 148H177V147H176ZM179 148H180V147L178 146L177 149H179ZM187 148H188V147H187ZM0 149H1V148H0ZM49 149H51V148H49ZM95 149H96V148H94V150H95ZM98 149H100V148L98 147ZM111 149H112V148H111ZM122 149H123V148H122ZM159 149H161V148H159ZM170 149H171V148H170ZM174 149H175V148H174ZM174 149H173V150H174ZM199 149H200V151L198 150V147H197V150L201 153V151H202V150H201V146H199ZM220 149H221V148H220ZM46 150H47V149H46ZM58 150H59V149H58ZM61 150H62V149H61ZM92 150H93V149H92ZM114 150H115V148L112 149V151H114ZM185 150H186V148H185ZM217 150H218V148H217ZM52 151H53V150H51V152H50L51 154H52ZM95 151H96V150H95ZM116 151H117V150H116ZM174 151H175V150H174ZM179 151H180V150H179ZM182 151H184V150H181V152H182ZM198 151H197V152H198ZM204 151H205V153H208V151H206V150H204ZM210 151H211V150H210ZM223 151H225V150H223ZM0 152H1V151H0ZM89 152H90V151H89ZM98 152H99V151H98ZM102 152H103V151H102ZM104 152H105V151H104ZM106 152L108 153V151H106ZM176 152H177V151H176ZM188 152H189V148H188ZM193 152H194L193 157L197 156V155H196L197 153H195V150H194V151L192 150L191 153H193ZM199 152H198V153H199ZM211 152H212V154H214L213 151H211ZM54 153H56V152H54ZM96 153H97V152H96ZM111 153H112V152H111ZM113 153H115V151H114ZM113 153H112V154H113ZM172 153H173V152H172ZM172 153H169V154L172 155ZM184 153H185L186 155H185ZM184 153H183V154L185 155V158L187 159L186 156H189V155L186 153V151H185ZM205 153H202L203 156L206 155ZM222 153H223V152H222ZM46 154H47V153H46ZM46 154H45V155H46ZM108 154H109V153H108ZM108 154H107V155H108ZM177 154H178V153H177ZM179 154H181V153H179ZM189 154H190V153H189ZM204 154H205V155H204ZM217 154H218V153H217ZM227 154H228V153H226V155H227ZM55 155H56V154H55ZM55 155H54V156H55ZM59 155H60V154H59ZM99 155H100V154H99ZM164 155H165V154H164ZM199 155H200V154H199ZM208 155H209V154H208ZM219 155H220V154H219ZM221 155H222V154H221ZM226 155H225V156H226ZM37 156H38V155H37ZM51 156H52V155H51ZM54 156H52V157H54ZM108 156H109V155H108ZM113 156H117V155H113ZM166 156L170 157L169 155H166ZM190 156H192V155H190ZM190 156H189V158H190ZM223 156H224V155H223ZM223 156H222V157H223ZM229 156H230V155H229ZM229 156H228V157H229ZM232 156H234V155H232ZM32 157H33V156H32ZM56 157H57V156H56ZM59 157L61 158V156H59ZM148 157H149V156H148ZM173 157L175 158V156H173ZM173 157H172V158H173ZM182 157H183V155H182ZM205 157H207V156H205ZM209 157H210V155H209ZM209 157H208V159H209ZM30 158H31V157H30ZM34 158H35V156H34ZM37 158H38V157H37ZM46 158L48 159V157H46ZM96 158H97V157H96ZM177 158H178V157H177ZM177 158H176V159H177ZM195 158H196V157H195ZM195 158H194V159H195ZM201 158H204V157H201ZM201 158H200V159H201ZM211 158H212V157H211ZM232 158H233V157H232ZM39 159H40V158H39ZM39 159H38L37 161H35V162L38 163V166H39L40 168H41V166H42V168H43V164H45V162L42 161L41 159H40V160H39ZM51 159H52V158H51ZM93 159H95V158L93 157ZM159 159H160V158H159ZM181 159H182V158H181ZM197 159H198V157L196 158V160H197ZM204 159H205V158H204ZM204 159H202V160H204ZM222 159L225 160V158H221V160H222ZM35 160H36V159H35ZM48 160H50V158H49ZM48 160H47V161H48ZM52 160H53V159H52ZM156 160H157V159H156ZM170 160H172V159L170 158ZM170 160H169V161H170ZM177 160H178V159H177ZM184 160H185V159H184ZM202 160H200L201 163H202ZM224 160H223V161H224ZM235 160H236V158H235ZM240 160H241V159H240ZM26 161H27V159H26ZM33 161H34V160H33ZM38 161H39V162H38ZM47 161H46V162H47ZM55 161H56V160H55ZM62 161H63V160H62ZM114 161H115L116 163L119 162V161H116V160H114ZM153 161H154V160H153ZM187 161H189V160L187 159ZM190 161H191V160H190ZM197 161H198V160H197ZM206 161H207V160H206ZM229 161H230V160H229ZM242 161H243V160H242ZM30 162H31V160H30ZM35 162H34V163H35ZM43 162H44V163H43ZM52 162H53V161H52ZM225 162H227V160H226ZM236 162H237V161H236ZM243 162H244V161H243ZM245 162H246V161H245ZM25 163H26V162H25V160H24V164H25ZM28 163H29V162H28ZM42 163H43V164H42ZM47 163H49V161H48ZM54 163H55V162H54ZM111 163H112V162H111ZM121 163H122V162H121ZM174 163H175V162H174ZM183 163L185 164V161H184ZM187 163H188V162H187ZM195 163H196V162H195ZM201 163H199V164H201ZM221 163H222V162H221ZM221 163H220V162H219V163H215L214 165H216V164L218 165V164H221ZM247 163H248V162H247ZM39 164H40L41 166H40ZM56 164H57V163H56ZM119 164H120V163H119ZM224 164H225V163H223V165H224ZM226 164H227V163H226ZM228 164H229V162H228ZM231 164H232V163H231ZM240 164H241V162H240ZM243 164H246V163H243ZM248 164H249V163H248ZM250 164H251V163H250ZM254 164H255V163H254ZM0 165H1V164H0ZM22 165H23V164H22ZM35 165H36V164H35ZM47 165H48V164H46L44 167H45V168L48 167ZM52 165L54 166L53 163H52ZM52 165L49 164V167H51V170H52V169L54 170V171H53V175H54V174H55V175H54L53 177H55V176L58 177L57 175H59V174H56V172L58 173V171H59V172L61 171L60 168H58L60 165H58L57 167H56V165H55L56 172H55V169L53 168ZM99 165H100V164H99ZM99 165H98V166H99ZM114 165L116 166V164H114ZM124 165H125V164H124ZM189 165H190V164H189ZM194 165H196V164H194ZM197 165H198V164H197ZM197 165H196V166H197ZM202 165H203L204 168H205V165H204V164H202ZM202 165H201V166H202ZM214 165H213V166H214ZM223 165H222V166L219 165L218 167L221 166V167L223 168ZM24 166H25V165H24ZM120 166H121V164H120ZM120 166H119V167H120ZM168 166H169V165H168ZM170 166H171V165H170ZM181 166H182V165H181ZM185 166H186V164H185ZM196 166H193V167L195 168ZM227 166H228V165H227ZM227 166H226V169H227ZM229 166H230V168H233V167H235V166H237V165L234 166V165L232 164V165H229ZM232 166H233V167H232ZM245 166H246V165H245ZM49 167H48V168H49ZM164 167H165V166H164ZM178 167H180V166H178ZM190 167L193 168L192 165H191ZM243 167H244V166H243ZM1 168H2V166H1ZM21 168H23V167H21ZM24 168H25V171H27V168H28V167H27V168L24 167ZM31 168H32V167H31ZM40 168H39L40 173H39V172H37V174L35 173V176H38V173H39V175H40L41 172H42V175L46 173V169H44V168H43V169H42V168L40 169ZM48 168H47V169H48ZM57 168H58V169H57ZM61 168H62V167H61ZM94 168H95V167H94ZM106 168H107V167H106ZM153 168H154V167H153ZM172 168H173V166H172ZM183 168H184V166H183ZM186 168H187V167H186ZM191 168H189V170H190ZM194 168H193V169H194ZM197 168H198V166H197ZM202 168H203V167H202ZM202 168H201V170H202ZM210 168H212V166H210ZM210 168H209V169H210ZM214 168H215V167H214ZM2 169H3V168H2ZM32 169H33V171H35L34 169L37 170V167L34 168V166H33ZM173 169H174V168H173ZM217 169L219 170L220 168H216V169H214L213 171H215V170H217ZM226 169L223 168L222 171L225 172ZM234 169H235V168H234ZM234 169H233V170H234ZM241 169H242V168H241ZM245 169H246V168H245ZM4 170H5V168H4ZM20 170H21V169H20ZM29 170H31L30 167L28 168V171H27L26 173H28V174H32L33 172L30 173ZM39 170H38V171H39ZM44 170H45V171H44ZM51 170H50V171H51ZM64 170H65V169H64ZM171 170H172V169H171ZM175 170L177 171V169H175ZM182 170H183V169H182ZM185 170H186V169H185ZM189 170L186 171V172H187L186 174H188V171H189ZM196 170H197V169H196ZM196 170L194 169L195 172H196ZM227 170H228V169H227ZM227 170H226V171H227ZM25 171H24V172H25ZM48 171H49V169L47 170V173H50V171H49V172H48ZM129 171H130V170H129ZM172 171H173V170H172ZM176 171H175V172H176ZM194 171H193V172H194ZM202 171H203V170H202ZM209 171L212 172V169L209 170ZM209 171H208V173H210ZM220 171H221V170H220ZM241 171H242V170H241ZM247 171H248V170H247ZM21 172H22V171H21ZM43 172H44V173H43ZM51 172H52V171H51ZM184 172H185V171H184ZM191 172H192V171H191ZM203 172H204V171H203ZM218 172H219V171H218ZM218 172H215V173H218ZM224 172H223V173H224ZM228 172H229V171H228ZM228 172H227L228 175L225 174L226 172L224 173V174H225V176H224L225 178H226V176H227V177H228V176L230 177V175H231V177H232V176L234 175L231 171H230L229 173H228ZM235 172H236V170H235ZM238 172H239V171H238ZM4 173H5V172H4ZM155 173H156V172H155ZM160 173H161V172H160ZM171 173H172V172H171ZM219 173L221 174V172H219ZM17 174H18V173H17ZM28 174H27L26 176H28ZM50 174H51V173H50ZM67 174H68V173H67ZM69 174H70V173H69ZM176 174H177V172H176ZM178 174H179V173H178ZM178 174H177V175H178ZM183 174H184V173H183ZM199 174H200V172L198 173V175H199ZM202 174H203V173H202ZM202 174L199 175V176L203 177ZM213 174H214V172H213ZM232 174H233V175H232ZM13 175H14V174H13ZM13 175H12V176H13ZM21 175H22V174H21ZM46 175H47V174H46ZM152 175H153V174H152ZM152 175H150V176H152ZM166 175H167V174H166ZM190 175H191V174H190ZM192 175H193V174H192ZM192 175L190 176V179H191ZM195 175H196V174H195ZM206 175H207V174H206ZM237 175H238V174H237ZM5 176H6V175H5ZM12 176H11V177H12ZM16 176H17V175H15V177H16ZM33 176H34V175H33ZM35 176H34V177H35ZM43 176H44V175H43ZM48 176H49V174L46 176L48 179H50V178L52 177V175H50L51 177H48ZM71 176H72V175H71ZM154 176H155V175H154ZM170 176H172V175L170 174ZM181 176H182V175H181ZM213 176H214V175H213ZM213 176H212V177H213ZM218 176H219V175H218ZM218 176L216 175V178H218ZM8 177H9V175H8ZM11 177H10V182H12V180L15 179V177L13 176L14 179L11 180ZM13 177H12V178H13ZM22 177H24V176L22 175ZM38 177H39V176H38ZM197 177H198V176H197ZM201 177H200V178H201ZM208 177H209V174H208ZM210 177H211V176H210ZM212 177H211V178H212ZM219 177H220V176H219ZM229 177H228V178H229ZM233 177H234V176H233ZM24 178H25V177H24ZM27 178H28V177H27ZM32 178H33V177H31V179H32ZM41 178H42V177H41V175H40V177H39L40 180H39L38 184L41 185V187H39V185L36 184V183H37L36 181L38 180L37 177H36V178H33V179H36V180H35V181L33 180V182L31 181V183H30V184H32V183H33V184H36L37 187L34 185L36 188H38V187H39V188H42V189L39 190L40 193H38V194H37V192H38L37 190H38L39 188H38L37 190L34 188V191L32 190L34 193H35V190L37 191L35 194H34L33 192L30 193L31 191L29 192V193L32 194V195L34 194V197H33V198H35V195H36V194L39 196V195L42 193L41 190H42V191L44 190V189H43V186H46V185H42V184H41L43 181L46 180L45 177H43V178H44V179H42L43 181L41 180ZM67 178H68V177H67ZM137 178H138V177H137ZM148 178H149V177H148ZM186 178H188V177H186ZM195 178H196V177H195ZM204 178H205V177H204ZM220 178H221V177H220ZM234 178H235V177H234ZM6 179H7V178H6ZM8 179H9V178H8ZM16 179H17V177H16ZM25 179H26V178H25ZM29 179H30V177L28 178V180H29ZM58 179H59V178H58ZM58 179L55 180V178H52V180H53V181H56V182L58 181ZM62 179H63V181L65 180V178H63V176H62ZM73 179H74V178H73ZM170 179H172V178H170ZM178 179H179V177H178ZM205 179H206V178H205ZM236 179H237V178H236ZM18 180H19V179H18ZM23 180H24V179H23ZM52 180H48V181H52ZM66 180L68 181V179H66ZM66 180H65V181H66ZM156 180H157V179H156ZM166 180H167V179H166ZM199 180H200V179L195 180V183L198 182ZM206 180H207V179H206ZM228 180H229V179H228ZM231 180H232V179H231ZM231 180H230V181H231ZM237 180H238V179H237ZM24 181H25V180H24ZM53 181H52V182H53ZM61 181H62V180H61ZM63 181H62V182H63ZM65 181L63 182V183H65V184L69 182V181H68V182H67V181L65 182ZM138 181H139V180H138ZM143 181H144V180H143ZM164 181H165V180H164ZM191 181L193 182V180H191ZM200 181H202V179H201ZM203 181H204V180H203ZM218 181H219V180H218ZM232 181L236 182L235 179L232 180ZM239 181H240V178H239ZM7 182H8V181H7ZM7 182H6V183H7ZM29 182H30V181H29ZM34 182H35V183H34ZM56 182L54 183L55 185H56ZM59 182H60V180L57 182L58 185H59V186L62 185V182H60V184H59ZM74 182L76 183L75 180H74ZM162 182H163V181H162ZM222 182H224V181H222ZM227 182H229V181H226V183H227ZM0 183H1V182H0ZM18 183H19V182L17 181V185H18ZM24 183H25V182H24ZM43 183H44V182H43ZM50 183H51V182H49V184H47V186L49 185L48 187H50ZM69 183H70V182H69ZM69 183H68L69 186H68L67 184H66L67 186H65V184H63V185H62L63 188H64V186H65V187H67L68 189H71V187H70V184H71V183H70V184H69ZM143 183H144V182H143ZM198 183H200V182H198ZM198 183H196V184L199 185V187H200V184H198ZM229 183H230V182H229ZM229 183H228V184H229ZM239 183H240V182H239ZM14 184H16V181H15V183H13V185H14ZM25 184H28V183H25ZM45 184H46V183H45ZM54 184H53V186H54ZM136 184H137V183H136ZM166 184H167V183H165V185H166ZM196 184H195V185H196ZM201 184H202V182H201ZM222 184H223V183H222ZM228 184H227V185H228ZM230 184H231V183H230ZM230 184H229V186H231V185L233 184V182H232L231 185H230ZM51 185H52V184H51ZM71 185H72V184H71ZM74 185H77V184H74ZM139 185H140V184H139ZM139 185H137V186L140 187L141 185H143V184H142V180H141V185H140V186H139ZM151 185H152V184H151ZM151 185H150V187H151ZM167 185H168V184H167ZM197 185H196V186H197ZM223 185H225V182H224ZM227 185H225V186H227ZM14 186H16V185H14ZM23 186H24V185H23ZM29 186H30V188H31V185H29ZM56 186H57V185H56ZM134 186H135V185H134ZM137 186H136V187H137ZM234 186H235V184H234ZM236 186H237V185H236ZM236 186H235V187H236ZM240 186H241V185H240ZM72 187H73V186H72ZM74 187H75V186H74ZM128 187H129V185H128ZM130 187H131V184H130ZM130 187H129V188H130ZM142 187H144V185H143ZM152 187H153V185H152ZM201 187H202V186H201ZM204 187H205V185H204ZM231 187H232V186H231ZM17 188H18V186H17ZM17 188H16V189H17ZM20 188H21V187H20ZM22 188H24V187H22ZM46 188H47V187H46ZM51 188H52V189H51L50 192H53L54 190H56V189H55V186H54V188H53V187H51ZM58 188H59V187H58ZM63 188H62V189H63ZM67 188H64V189L67 190ZM77 188H78V187H76V189H77ZM140 188H141V187H140ZM229 188H230V187H229ZM236 188H238V187H236ZM31 189H32V188H31ZM72 189H73V188H72ZM104 189H105V188H104ZM197 189H199V188H197ZM238 189H239V188H238ZM17 190H18V189H17ZM25 190H27V189H25ZM45 190H46V194H47V189H45ZM52 190H53V191H52ZM73 190H74V189H73ZM140 190H141V189H140ZM143 190H144V189H143ZM145 190H146V189H145ZM200 190H203V189H200ZM200 190H199V191H200ZM230 190H231V188H230ZM232 190H233V189H232ZM15 191H16V190H15ZM21 191H22V190H21ZM21 191H20V193H21ZM68 191H70V190H68ZM77 191H78V189H77ZM110 191H111V190H110ZM146 191H147V190H146ZM58 192H59V191H58ZM58 192H57V193H58ZM74 192H75V191H73V193H72V192L70 191L71 194H74ZM100 192H101V191H100ZM102 192H103V191H102ZM53 193H55V191H54ZM59 193L63 196V193H62V192H59ZM67 193H68V192H67ZM67 193L65 192L66 198L63 197V198L66 199V200H67V197L69 196V194L67 195ZM151 193H152V192H151ZM60 194H59V195H60ZM97 194H98V193H97ZM109 194H110V192H109ZM22 195H23V194H22ZM22 195H21V196H22ZM27 195H28V194H27ZM32 195H31V197H32ZM37 195H36V196H37ZM61 195H60L59 197H61ZM65 195H64V196H65ZM103 195H105V194H103ZM28 196H29V195H28ZM38 196L36 197L37 199H38ZM41 196H42V195H40L39 197H41ZM78 196H79V195H78ZM57 197H58V196H57ZM57 197H56V199H55L54 201L57 200ZM69 197H70V196H69ZM149 197H150V196H149ZM0 198H1V197H0ZM33 198H32V199H33ZM42 198H43V197H41L40 200H41ZM61 198H62V197H61ZM72 198H73V197H72ZM106 198H107V196L105 197V199H106ZM154 198L156 199V197H154ZM20 199H21V198H20ZM107 199H108V198H107ZM107 199H106V200H107ZM139 199H140V198H139ZM26 200H27V199H26ZM29 200H30V199H29ZM33 200H34V199H33ZM45 200H46V199H45ZM66 200H65V201H66ZM99 200H100V198H99ZM152 200H154V199H152ZM152 200H151V201H152ZM21 201H22V200H21ZM23 201H24V200H23ZM41 201H42V200H41ZM41 201H39V202L41 203ZM54 201H53V199H52V201H50L52 204H51V205L49 204V206H52ZM74 201H75V200H74ZM154 201H155V200H154ZM35 202L38 203V201H35ZM72 202H73V200H72ZM148 202L150 203V201H148ZM20 203H21V202L18 201V204H20ZM30 203H31V202H30ZM44 203H45V202H44ZM46 203H47V202H46ZM55 203H56V202H55ZM55 203H54V205H53L54 209H55V205H57V206H61V205H59V204H55ZM137 203H138V202H137ZM23 204H24V202H23ZM31 204H33V206H34V202L31 203ZM65 204L67 205V203H65ZM141 204H142V203H141ZM35 205H37V204H35ZM38 205H39V204H38ZM144 205H145V204H144ZM146 205H147V204H146ZM33 206H32V207H33ZM68 206H69V205H68ZM68 206H67L66 208H68ZM140 206H141V205H140ZM150 206H151V205H150ZM150 206H149V207H150ZM162 206H163V205H162ZM20 207H21V206H20ZM26 207H27V206H26ZM26 207H25V208H26ZM29 207L31 208V206H29ZM46 207H47V206H46ZM53 207H52V208L50 207V208L53 209ZM136 207H138V205H137ZM61 208H63V207H61ZM141 208H142V207H141ZM54 209H53V210H54ZM68 209L71 210V206H70ZM105 209H106V208H105ZM150 209H152V208L150 207ZM19 210H20V209H19ZM26 210H28V208H27ZM30 210H32V209H30ZM59 210H60V209H59ZM63 210H64V209H63ZM60 211H61V210H60ZM17 212H18V211H17ZM22 212H23V211H22ZM28 212H29V211H28ZM66 213H67V212H66ZM68 213H70V212H68ZM18 214H19V213H18ZM20 215H21V214H20ZM48 215H49V214H48ZM48 215H47V216H48ZM66 215H67V214H66ZM69 215H70V214H69ZM16 216H17V215H16ZM50 217H51V216L49 215L48 218H50ZM67 217H68V216H67ZM142 217H143V216H142ZM15 218H16V217H15ZM18 218H19V217H18ZM48 218H47V219H48ZM24 219H25V218H24ZM44 219H45V218H44ZM144 219H145V218H144ZM45 220H46V219H45ZM142 220H143V219H142ZM23 221L25 222L26 219L23 220ZM32 221H33V220H32ZM39 221H40V220H39ZM48 221H49V220H48ZM65 221H66V220H65ZM158 221H159V220H158ZM19 222H20V221H19ZM40 222H41V221H40ZM44 222H45V221H44ZM49 222H50V221H49ZM25 223H26V222H25ZM29 223H30V222H29ZM36 223H37V222H36ZM38 223H39V222H38ZM159 223H160V222H159ZM16 224H18V223H17V220H16ZM39 224H40V223H39ZM26 225H27V224H26ZM43 225H44V224H43ZM19 226H20V224H19ZM38 226H39V225H37V227H38ZM27 227H28V226H27ZM20 228H21V227H20ZM29 228H30V227H29ZM35 228H36V227H35ZM21 229H22V228H21ZM23 230H24L23 233H22V230L20 231L22 234H24L25 231L28 230V229L26 228V230H25V226H24V227H23ZM29 230H30V229H29ZM29 230H28V231H29ZM34 230H35V229H34ZM50 230H51V229H50ZM32 231H33V228H32ZM32 231H30V232H32ZM41 231H42V230H41ZM44 231H45V230H44ZM21 233H20V234H21ZM15 234L17 235L16 232H15ZM20 234H19V235H20ZM22 234H21V235H22ZM27 234H29V233L27 232ZM34 234H35V233H34ZM44 234H45V237H46V233L43 232V235H44ZM52 234H54V233L52 232ZM21 235H20V236H21ZM35 235H37V234H35ZM50 235H51V234H50ZM17 236H18V235H17ZM28 236H29V235H28ZM28 236H27V237L24 236V237H25V238H24V242H25V243L23 242V244H24L23 246H25L26 243H30V242L28 241L27 238H30L31 236H30V237H28ZM54 236H56V235L54 234ZM21 237H23V235H22ZM41 237H42V236H41ZM45 237H44V239H45ZM51 237H52V236H51ZM51 237H49V239H50ZM58 237H59V236H58ZM153 237H154V236H153ZM154 238H155V237H154ZM15 239H16V237H15ZM18 239H19V238H18ZM22 239H23V238H21L20 241H22ZM42 239H43V238H42ZM46 239H47V237H46ZM55 239H56V238H55ZM57 239L59 240V238H57ZM57 239H56V240H57ZM29 240H30V239H29ZM50 240H54V238H52V239H50ZM50 240H49V242H50ZM18 241H19V240H18ZM27 241H28V242H27ZM60 241H61V240H60ZM43 242L45 243V241H43ZM43 242H42V244H43ZM47 242H48V241H47ZM54 242H55V240H54ZM54 242H53V243H54ZM57 242H59V241H56V243H57ZM14 243H15V242H14ZM53 243H52V244H53ZM46 244H47V243H46ZM48 244H50V243H48ZM10 245H11V244H10ZM27 245H29V249H30V248H31V247H30L31 245H30V244H27ZM57 245H58V244H57ZM60 245H61V243H60ZM60 245H59V246H60ZM18 246L22 247V243H20ZM39 246H40V244H39ZM53 246H56V244H55V245L53 244ZM59 246H58V247H59ZM25 247H26V246H25ZM27 247H28V246H27ZM32 247H35V246H32ZM46 247H47V246H46ZM35 248H37V247H35ZM35 248H34V249H35ZM41 248H42V247H41ZM48 248H49V247H48ZM56 248H57V247H55V249H56ZM29 249H27V250H29ZM37 249H38V248H37ZM37 249H36V250H37ZM39 249H40V248H39ZM55 249H54V250H55ZM30 250L33 251V248H31ZM36 250H35V251H36ZM4 251H5V250H4ZM19 251H20V250H19ZM42 251H43V250H42ZM49 251H50V249H49ZM2 252H3V251H2ZM17 252H18V251H17ZM22 252H24V251H22ZM33 252H34V251H33ZM39 252H40V251H39ZM43 252H44V251H43ZM20 253H21V251H20L18 254H20ZM25 253H26L25 257H27V252H25ZM25 253H24V254H25ZM2 254H3V253H2ZM33 254L35 255L36 253H33ZM33 254L30 253V256H32ZM42 254H43V253H42ZM45 254H48V252L46 253V251H45ZM45 254H44V256H45ZM21 255H22V253H21ZM34 255H33V256H34ZM36 255L39 256V255H38V252H37ZM40 256L42 257L41 254H40ZM11 258H12V257H11ZM19 258H20V257H19ZM27 258H28V257H27ZM27 258H26V259H27ZM26 259H25V260H26ZM42 259H43V258H42ZM45 259H46V257H45ZM29 260H30V259H29ZM29 260H28V261H29ZM31 260H34V259H31ZM39 260H41V259H39ZM14 261H15V260H14ZM21 261H22V259H21ZM26 261H27V260H26ZM26 261H25V262H26ZM45 261H46V260H45ZM29 263H32V261H29ZM36 263H38V262H36ZM40 263H41V261H40Z\"/></svg>", "mask_w": 264, "mask_h": 264}]
</instances>
